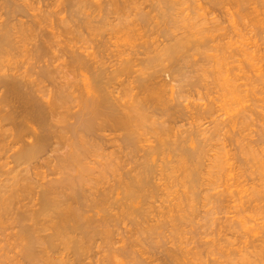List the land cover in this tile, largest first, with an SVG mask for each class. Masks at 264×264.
I'll return each instance as SVG.
<instances>
[{"label": "rangeland", "instance_id": "374dc122", "mask_svg": "<svg viewBox=\"0 0 264 264\" xmlns=\"http://www.w3.org/2000/svg\"><path fill=\"white\" fill-rule=\"evenodd\" d=\"M25 1H27V0H25ZM139 0H137V2H138ZM157 1H159V2H157ZM228 1H230L229 3H228ZM245 1V2H244ZM252 1H254V2H252ZM255 1H257V2H259V3H257V2H255ZM28 2H29V0H28ZM90 3H91V5H93V6H90V4H87L86 6L88 7V6H90V7H93V8H90L91 10H87V8L85 7L84 9H86V11L83 9L82 11V13H84V11L86 12V13H89V12H91V15H92V11H96V9H97V12H93L94 13V15L97 13L98 14V12H99V14L101 13V12H103L102 10H103V8H104V11L105 12H103V13H106V11H108V9L110 8H113L112 7V5H105V2H104V0H102V3L100 4V0L98 1L99 3V5H101V7H103V8H101V9H99L98 8V4L95 2V0L94 1H89ZM88 2V3H89ZM141 2V0L139 1V3ZM143 2V3H142ZM142 2H141V4H139V3H136V4H139V5H141V8H140V10H134V9H136V8H134V9H130V8H132L131 6H128L129 8V10H126V13L127 12H132L133 14V17H134V19H132V15L131 14H129V13H127L128 15H129V17L131 18V21L133 20L134 21V24L133 25H135L134 27L136 28V27H138V29H136V30H138V32H136V31H134V30H132L133 31V33H132V35L131 36H129V35H127V37L129 36L130 37V40L129 39H127V37H124V36H122V34H118L117 35V37L119 36V35H121V37H123V38H126V39H123V38H121L120 39V36L118 37V38H116L115 37V32H112V31H110L111 30V28H109V27H111L110 25H112V24H110V25H107V23L109 24V22L110 23H112L113 22V24L114 23H116V21L114 20V19H112L113 18V16L110 18V20L112 21H108V19H109V17H108V19L105 21V25H97V26H99L100 27V30L99 31H104L103 33H104V35H103V33L102 34H100L99 35V33L98 32H96V36L94 35V36H90V37H88V36H83L79 41H78V39L77 38H79V37H76L77 36V34H75L74 35V33L72 34V33H70V34H72L71 36H70V34H66V32H65V28H67V30L69 29V27L72 29V30H77L73 25H70V23L68 22L67 24H63L62 25V22H60V19H61V17H63V16H61V14H59V16H57L58 14L55 12V10H56V8H57V6L56 7H53L52 9H53V11L51 10V8H49L50 10V12H52L49 16H48V18H49V20L48 21H46V22H44V24H42L43 26H42V28H45V25L47 24V26H46V29H44V30H47V31H45V32H50L49 30H52L54 33H56V36H57V32H60L59 33V35H58V39L59 40H57V38L55 39L54 38V40H56L57 41V44L59 45H57L56 46V48L54 47V49H55V52H56V58L54 57L55 55V52L54 53H52L53 51L51 50V52H50V49H49V51H48V53L50 52V53H52L51 55L50 54H48V55H50V56H52L53 58H51V57H48V59L49 58H51V60L53 59V61H51V62H53V64L54 65H56V68H57V71L55 70V76L53 75V82H54V84L52 83V82H48V84L46 85V83L47 82H45V85H46V88H47V90L48 91H50V93L51 92H54V90L55 89H57L58 87L57 86H60V85H63L64 83H65V81H71L72 80V82L73 81H75L74 82V86H72L73 84H72V82H71V87H73L72 89H74V90H70L71 92H69L70 93V95H71V93H72V96L71 97H73V95H74V98H75V96L76 97H79V99L78 98H75V99H78L79 101H81L80 103H77V101L74 99L72 102H73V104H72V102H71V105L68 103V102H70V101H67V104H69V105H67V107L69 106V108H68V110L70 109V114L72 113V111H73V113L72 114H75V113H77L78 112V110H80V108H79V106L81 105V104H83L82 103V98H85V99H83V100H86V97H87V93L86 92H88V91H86L89 87L91 88V86H86L87 88H85V86H83V85H85V84H83V82L84 83H87V81H88V84H89V79H90V82H92V79H91V77L93 78V76H91L92 75V73L90 74V72L88 73V71H86V74H85V70L83 71V74L81 73L80 74V72L78 73V71L77 72H74V73H77V74H75L76 75V78L78 79H76L75 77H73V71L71 70L72 69V66H70V68H69V66H67L68 64V62L71 60L70 59V57H68L67 55H65V56H63V53L62 52H59L60 50H61V45H64V44H62V42L64 41V39H68V37L67 36H69V38L71 37L72 39H74L75 37V39L77 40V41H71V42H69V39L66 41L65 40V42L67 43V45L70 43V45L71 44H73V42H74V44H76L75 46H74V49H78V47H80V49H78V51H79V53L82 51V53L81 54H83V50H84V54H88V53H90V50L92 49V51H91V53H96V51H97V53L99 52V51H101V50H103L102 51V53L104 54V55H106L105 57L106 58H110V60L111 61H113L112 59H114L112 56L115 54V52L117 53V51H115V50H126V51H128L127 52V55H124L125 57H130V56H132L133 57V55L131 54L130 55V53H134V55L135 54H137L138 55V57L139 58H141V57H143L142 59H144L145 57V54H144V56H143V53L142 54H140V55H142V56H140L139 55V53H138V51H143L144 52V43L143 42H145V41H149V43H148V45H149V48L150 47H156V44L155 43H157L156 41L157 40H159V43H157V44H160L161 42H162V40H164L163 42H166L167 40H165V37H167L166 39H169V37H171L172 38V36H173V38L175 37V38H181L182 39V37L184 38V39H182V40H184V43H183V41H182V43H180L182 46V48H181V50H182V52H181V50H179L178 51V55L177 54H174V55H176V56H174V58H173V60L171 59L173 56H171V58L169 57V59H171L172 61H173V64L171 63V60H169L168 58L167 59H165V61L163 62V64L166 66V64L168 63V65H167V67H164V68H169V69H171V70H174L175 71V69H176V67H177V70L179 71V72H174L173 74H170L169 72H164L163 73V71H162V69H164L163 67L161 68V71H160V76H159V78L157 77V81H156V73H155V77H154V79H155V81L156 82H161V81H163L164 80V82H165V84H164V82H163V84H164V87L163 88H165V87H167V85L169 86V87H167V89H166V91H164V93L165 94H163V96L165 97H163V99H162V101L164 100V106H162L163 104V102L160 104V105H158L157 104V102L156 101H154L155 103H153V105H150V104H147V105H150L149 106V108L151 107V109L149 110V108H148V106L146 105L145 107H146V109L147 110H145V108H144V106H142L143 107V110L145 111V113H146V111H148L147 112V114H148V116H147V114H145V117L147 116L148 118H150V119H147L146 118V122L145 121H143V119H142V122H143V124L141 123V122H139L140 124V127L139 126H137V127H139L138 129H137V127L135 128V130H136V134H137V136L138 135H140V138H139V136L137 137L139 140L137 141V145L138 144H140V146L142 147V149H141V147L138 145L137 146V153H136V156H132L133 158L131 159V155L128 157V151H127V149H125V147H124V144H123V142L122 141H120L121 140V137L119 136V138H118V136L117 135H121L120 134V132H118L117 131V133H119V134H117V133H114V132H112L111 133V131L112 130H109L110 132H108L107 130H105V132L104 131H98V132H101V134L104 136V139H103V137H102V135L100 134V136L102 137V142H101V139H100V136H99V134H98V136L97 135H95V136H97L98 138V141H96L97 139H95L92 135H91V137H93L92 139H91V143L94 141V142H96L97 144H99L98 145V147L99 148H96V147H94V146H97V144L96 145H93L92 147V149H91V151H94L95 150V148L98 150V151H100V153L102 154V158H101V155H100V153H98L99 155H97L98 156V159L96 158L95 160H96V162L94 161V157H97V156H95L96 154H95V152H94V156L92 155V154H89L87 157L85 156V158H87L86 160H87V163L86 162H83V164L84 163H86L87 165H88V162H90V160H91V163H90V165L89 166H87L86 164H85V166L86 167H89V168H91V167H94V169L93 168H91L92 170H94L95 172L93 173V171H91L92 172V175H90V173H88V174H86L87 176H88V182H86V186H85V184H84V188H86V191L89 189H92V190H90L91 192H92V194H93V192L95 191L97 194H98V190H100V191H102V190H104V188H106V190H109V192L110 191H112V193H111V197H109V200H108V205L107 204H105V207L107 208L106 210H105V207L104 206H102V205H100V207L102 208V211H101V209H100V207H98V206H90V204H91V201L90 202H87V203H90V204H87L86 202V206H84L85 208H84V210L86 211V210H89V211H84L83 209V213H84V216H85V218L87 217V218H89V220H92L91 222H92V225H94L93 224V222L95 223V224H97V223H99V224H101V225H104V226H101L100 225V228L98 227L97 228V234L95 235L94 233L96 232V230H95V232L93 233L94 235V238L93 237H91V234L90 233H92V230L91 231H87L85 228V230L84 231H86L87 233H89V237H90V239H91V243L89 242V244L88 245H90V248L91 249H89V247H88V249H86V250H88V252L87 251H83V252H81L80 251V253H81V255H82V253H83V255L82 256H78L79 255V252H78V254H77V252L76 253H74L73 252V249H63V248H61V249H59L60 247H57V248H55V249H53L52 250V253H55V254H52L51 253V251H50V254H51V256L50 255H47V256H49V257H51V259L53 258V260H54V258L56 259V258H59V259H61V260H63V259H65L64 261H67L68 262V264H180L181 262V264H183V263H185V264H217V262H218V264L220 263V264H230V263H234V264H236V261L238 262L237 264H239V258H243L244 256L246 257H249L248 255H249V253H253V251L252 250H254L253 249V247H252V245L254 244V245H259V243L260 242H264L263 240H264V175H262V174H264V75L262 74V73H264V35H262L263 33H264V23H262L263 21H264V1L263 0H165V2H167L166 4H165V2L164 1H160V0H142ZM213 2V3H212ZM235 2V3H234ZM237 2V3H236ZM104 3V4H103ZM160 3H161V5H160ZM163 3V4H162ZM170 3H172V4H170ZM238 3H240L239 5L241 6V7H239L238 5H236V4H238ZM251 3V4H250ZM253 3V4H252ZM254 3L256 4V5H254ZM31 5H32V7H33V9H35V7L38 9L41 5H36V3L35 4H33V3H30ZM96 4L98 5L97 6V8H96ZM147 4V5H146ZM151 4V5H150ZM165 4V6H163ZM224 4V5H223ZM103 5V6H102ZM105 5V6H104ZM139 5H137V7L139 6ZM154 5V6H153ZM245 5V6H244ZM253 5V6H252ZM135 6V5H134ZM244 6V7H243ZM250 6V7H249ZM32 7H31V9H32ZM106 7V8H105ZM136 7V6H135ZM140 7V6H139ZM149 7V8H148ZM159 7V8H158ZM163 9H162V8ZM166 7H167V9H166ZM168 7H169V9H168ZM247 7V8H246ZM262 7V8H261ZM172 8V9H171ZM238 8H239V10H238ZM241 8V9H240ZM35 10V11H33V10H28L29 11V13H31V12H34V13H38L39 11L38 10ZM95 9V10H94ZM114 9V8H113ZM143 10V12H145V14L146 15H148L146 18L144 17V19H145V21L144 22H142L141 21V23H144V24H140L139 22H137L136 20H138V19H136V18H139V17H141L142 15L141 14H138V13H140V11H142ZM159 9H161V10H159ZM249 9V11H247ZM254 9V10H253ZM258 9L260 10V11H258ZM101 10V11H100ZM150 10V11H149ZM152 10V11H151ZM155 10H156V13H155ZM166 10V11H165ZM168 10V11H167ZM173 10V11H172ZM245 10V11H244ZM37 11V12H36ZM88 11V12H87ZM113 11V10H112ZM112 11H110V13L112 12ZM134 11V12H133ZM163 11V12H162ZM45 12V11H44ZM135 12H138L137 13V16L135 15ZM142 12V13H143ZM166 12V14L163 16L162 14L163 13H165ZM170 14H169V13ZM241 12V13H240ZM244 12L246 13V14H244ZM256 12H258V13H256ZM46 13H48V12H46ZM45 13V14H46ZM54 13V14H53ZM57 15H56V14ZM177 15H176V14ZM183 13V14H182ZM239 13L242 15V16H240L239 15ZM248 13H250V14H248ZM259 13H260V16L261 15H263V16H258L259 15ZM85 14V13H84ZM102 14V13H101ZM108 14H109V11H108ZM126 14V15H127ZM145 14H143V16L145 15ZM155 14V15H154ZM169 14V15H168ZM248 14V15H247ZM254 14V15H253ZM54 15V16H53ZM81 15H83V14H81ZM81 15H79V16H81ZM104 15V14H103ZM131 15V16H130ZM141 15V16H140ZM145 15V16H146ZM173 15V16H172ZM180 15V16H179ZM93 16V15H92ZM136 16V17H135ZM175 16H177V18L175 19ZM244 16V17H243ZM248 16V17H247ZM249 16H251V17H249ZM4 17V16H3ZM57 17H59V18H57ZM128 17V16H127ZM128 17V18H129ZM149 17V18H148ZM164 17V18H163ZM171 17V18H170ZM183 17H186V18H183ZM259 17V18H258ZM27 17H24L23 18V20H25ZM54 18V19H53ZM128 18H126L125 17V19H128ZM130 18L128 19V21H130ZM160 18H161V20H160ZM163 18V19H162ZM166 18V19H165ZM182 18V19H181ZM256 18V19H255ZM53 19V20H52ZM121 19H123V18H121ZM159 19V20H158ZM170 21H169V20ZM173 19H175V20H173ZM179 19H181V20H179ZM184 19H186V20H184ZM187 19H188V21H187ZM250 19V20H249ZM27 20V19H26ZM115 22H114V21ZM140 20V19H139ZM148 20V21H147ZM164 21L165 20V22L167 21V22H169L168 24H167V22L166 23H164L163 22V24H162V22L161 21ZM173 20V21H172ZM191 20H193L194 21V24H196V25H194L193 23L191 24L190 22H191ZM251 20H253V21H251ZM255 20H257V21H255ZM262 20V21H261ZM58 21V22H57ZM67 21H68V19H67ZM124 22L126 21L127 22V20H123ZM133 21H132V23H133ZM138 23H136V22ZM176 21V22H175ZM177 21H180V22H177ZM184 21H187L188 22V24L186 23V24H184L185 22ZM192 21V22H193ZM208 21V22H207ZM212 21V22H211ZM215 21V22H214ZM48 22V23H47ZM49 22L51 23L52 22V24H50L49 25ZM56 22V23H55ZM150 22V23H149ZM171 22H175L174 24H172ZM184 22V23H183ZM206 22H207V24H206ZM220 24V25H218V23ZM251 22V23H250ZM255 22V23H254ZM259 22V23H258ZM129 23V22H128ZM156 25H155V24ZM189 23H190V25H189ZM198 23H199V25H198ZM214 23V24H213ZM254 23V24H253ZM53 24H55V25H53ZM57 24V25H56ZM140 24V25H139ZM161 24V25H160ZM204 24H206V25H208V26H204L203 27V25ZM216 24H217V26H216ZM256 24V25H255ZM259 24V25H258ZM60 25V26H59ZM144 27H143V26ZM149 25V26H148ZM173 25H174V27H173ZM188 25V26H187ZM191 25H194V26H191ZM213 25H215L214 27H212ZM52 26V27H51ZM53 26H54V28H53ZM56 26V27H55ZM106 27V26H108V27H106L105 29L103 28V27ZM132 26V25H131ZM166 26V27H165ZM219 26V27H218ZM73 27H74V29H73ZM134 27H132V28H134ZM163 27V28H162ZM168 27V28H167ZM171 27V28H170ZM193 27V28H192ZM200 27H202L201 29H199ZM49 30H48V29ZM52 28V29H51ZM57 28V29H56ZM101 28H103V30H101ZM134 28V29H135ZM140 28V29H139ZM141 28H142V30H141ZM152 28V29H151ZM166 28V29H165ZM175 28V29H174ZM196 28V29H195ZM204 28V29H203ZM210 28V29H209ZM259 28V29H258ZM61 29H62V31H64V34H62V31H61ZM107 29H109V30H107ZM70 30V29H69ZM72 30H71V32H72ZM106 30V31H105ZM139 30H140V32H139ZM152 30V31H151ZM155 30V31H154ZM162 32H161V31ZM193 30V31H192ZM195 30V31H194ZM200 30V31H199ZM211 30V31H210ZM217 30V31H216ZM262 30V31H261ZM176 31V32H175ZM191 31V32H190ZM207 31V32H206ZM212 31H214V32H212ZM84 32V31H83ZM83 32H81V33H83ZM112 33V35L110 34V33ZM131 32V31H130ZM136 32V33H135ZM149 32V33H148ZM166 34H165V33ZM175 32V33H174ZM193 32V33H192ZM196 32V33H195ZM85 33H87V32H84L83 33V35L85 34ZM98 33V34H97ZM128 33H129V31H128ZM134 33H135V35H134ZM137 33H139L138 35H137ZM188 33V34H187ZM199 35H198V34ZM205 33H206V35H205ZM61 34V35H60ZM88 34V33H87ZM114 34V35H113ZM143 34V35H142ZM192 34V35H191ZM197 34V35H196ZM203 34H204V36H203ZM209 36H211V37H209ZM223 34H224V36H223ZM106 35V36H105ZM109 35H111V36H109ZM163 35H164V37H163ZM170 35V36H169ZM184 35H186V37H184ZM194 35V36H193ZM61 36H63L64 37V39H62L63 37H61ZM101 38V39H99V37ZM125 36H126V34H125ZM138 38H136V37ZM145 36V37H144ZM146 36H148V37H146ZM177 36V37H176ZM181 36V37H180ZM92 37V38H91ZM94 37V38H93ZM112 37V38H111ZM132 37V38H131ZM152 39H151V38ZM156 37V38H155ZM199 37V38H198ZM222 37H223V39H222ZM60 38H61V41L62 42H60ZM88 38H90V39H88ZM103 38H104V40H103ZM111 38V39H110ZM114 38H116V39H114ZM143 38V39H142ZM164 38V39H163ZM186 38H188V39H186ZM198 38V39H197ZM202 38V39H201ZM28 39V38H27ZM34 39V38H33ZM33 39H31L30 38V42H29V40H28V43L27 42H25L26 44H25V46L27 47V49L29 48V49H31L32 47V43H36V40L35 39H37V38H35L34 40ZM107 39V40H106ZM215 39V40H214ZM100 40V41H99ZM113 40V41H112ZM118 40V41H117ZM120 40V41H119ZM122 40V41H121ZM129 42H127V41ZM134 40H135V43H134ZM145 40V41H144ZM211 40H213V41H211ZM33 41V42H32ZM83 41V42H82ZM97 41V42H96ZM103 41H105V42H103ZM108 41V42H107ZM110 41V42H109ZM153 41V42H152ZM161 41V42H160ZM191 41V42H190ZM61 43V45L59 44V43ZM65 42H63V43H65ZM82 42V43H81ZM89 42V43H88ZM94 42V43H93ZM118 42V43H117ZM125 42V43H124ZM155 42V43H154ZM180 42H181V40H180ZM98 43V44H97ZM102 43H104L103 45H102ZM107 43V44H106ZM115 43V44H114ZM117 43V44H116ZM122 43V44H121ZM138 43H140V45L138 44ZM150 43H151V45H150ZM212 43V44H211ZM23 44V43H22ZM73 44V45H74ZM94 44H95V46H94ZM125 44V45H124ZM128 44V45H127ZM143 44V45H142ZM145 44H146V42H145ZM155 45V46H152V45ZM79 45V46H78ZM81 45H82V47H84V49L83 48H81ZM93 45V47H91ZM103 46V48H101L102 46ZM108 45H110V46H108ZM122 45V46H121ZM138 45H139V47H138ZM162 45V44H161ZM218 45H221L220 47L218 46ZM227 45H229V46H227ZM245 45V46H244ZM61 46V47H60ZM100 46V47H99ZM105 46V47H104ZM125 46H127V47H125ZM132 46H133V52H131V49H132ZM222 46H223V48H222ZM243 46V47H242ZM31 47V48H30ZM58 47V48H57ZM60 47V48H59ZM99 47V48H98ZM120 47V48H119ZM122 47V48H121ZM131 47V48H130ZM139 49H138V48ZM143 49H142V48ZM158 48H159V46H157ZM161 47V46H160ZM198 47V48H197ZM207 47H208V49H207ZM215 47H217V49L215 48ZM225 47V48H224ZM88 48V49H87ZM101 48V49H100ZM153 48H151L150 49V52H154V49ZM201 48H202V50H201ZM242 48V49H241ZM59 51H58V50ZM86 49V50H85ZM105 49V50H104ZM112 49V50H111ZM115 49V50H114ZM225 49V50H224ZM88 50V51H87ZM94 50H95V52H94ZM99 50V51H98ZM135 50H136V52L137 53H135ZM199 50V51H198ZM221 50L223 51V52H221ZM113 51H114V53H113ZM123 51V52H124ZM203 53H202V52ZM244 51V52H243ZM60 53V55H59V53ZM88 52V53H87ZM177 52V51H176ZM179 52H181V53H179ZM228 52V53H227ZM100 53V54H99ZM98 54L100 55V56H103L102 58H104V55L101 53V52H99ZM110 53H113V54H110ZM128 53H129V55H128ZM155 53V52H154ZM223 53H224V55H223ZM232 53V54H231ZM250 55H249V54ZM24 54L26 55H28L29 56V54L28 53H26V52H24ZM65 54V53H64ZM111 55V56H109V55ZM125 54H126V52H125ZM180 54H181V56H180ZM252 54V55H251ZM23 56V55H18L17 56V60H18V62H19V64H18V62H17V60L16 59H14V60H16L15 62V64H17L16 66H20V64H23V65H21V69L20 70H22V67L25 69V66H28L29 64L27 63V61L29 62V63H31L30 62V59L27 57V55L26 56ZM57 55H59V56H61L60 58L57 56ZM137 55H135V56H137ZM151 55H153V54H150V56ZM223 55V56H222ZM225 55H227V56H225ZM229 55V56H228ZM230 55H232V58L230 57ZM244 55V57H242ZM245 55H247V56H245ZM255 55V56H254ZM67 56V57H66ZM124 56H123V58H124ZM216 56V58H214ZM22 57V58H21ZM111 57H112V59H111ZM185 57V58H184ZM206 57H207V60H206ZM209 57V58H208ZM222 57H224V58H222ZM227 59H226V58ZM247 57V58H246ZM251 57V58H250ZM258 57H260V58H258ZM26 58V60H24ZM59 58V59H58ZM116 58V57H115ZM135 58V57H134ZM177 60H176V59ZM214 58V59H213ZM218 58H220V59H218ZM253 58V59H252ZM28 59V60H27ZM46 59H47V56H46ZM54 59H55V61H54ZM57 59V60H56ZM105 59V58H104ZM137 59V58H136ZM142 59H140V60H142ZM210 59V60H209ZM214 61H213V60ZM219 61H218V60ZM225 59V60H224ZM230 60V62L228 63V61ZM231 59H233V61L235 62H233V61H231ZM13 60V59H12ZM106 60V59H105ZM105 60H103V61H105ZM108 60V59H107ZM106 60V63L108 62L109 64H107V65H110V63H111V61H107ZM166 60H167V62H166ZM174 60H176V62L174 61ZM209 60V61H208ZM217 60V61H216ZM237 60V61H236ZM24 61V62H23ZM59 63H58V62ZM62 61V62H61ZM168 61H170V62H168ZM196 61V62H195ZM203 61V62H202ZM211 61V62H210ZM225 61H226V64L227 65H225V64H223V66H222V63H225ZM249 61H251L252 62V64H253V66L251 65V62H249ZM12 63L14 62V61H11ZM23 62V63H22ZM137 62H139V60L137 61ZM136 62V63H137ZM142 61H140V64H138V68L135 66L134 67V69L136 70V68L137 69H140V67L142 68L143 66H144V63H143V65H142V63H141ZM165 62H166V64H165ZM198 62V63H197ZM219 62H221L220 63V66H218L217 65V63H219ZM239 62V63H238ZM254 62V63H253ZM64 63V64H63ZM106 63H105V65H106ZM113 63H114V61H113ZM135 63V64H136ZM170 63V64H169ZM174 63L176 64V66L174 65ZM191 63H192V66H191ZM211 63V64H210ZM213 63V64H212ZM14 64V65H15ZM26 64H28V65H26ZM67 64V65H66ZM195 64V65H194ZM214 65L215 64V66H212V67H214V68H212L210 65ZM231 66H229V65ZM239 64V65H238ZM11 64L9 63V66H10ZM25 65V66H24ZM59 65V66H58ZM106 65V66H107ZM235 65H236V67H235ZM243 65V67H241ZM15 66V67H16ZM65 66H66V69H65ZM190 66V67H189ZM218 66V67H217ZM226 66V67H225ZM240 66V67H239ZM59 67V68H58ZM69 68V72H67L68 71V68ZM109 67V66H108ZM171 67V68H170ZM173 67H174V69H173ZM238 67V68H237ZM253 67V68H252ZM257 67V68H256ZM52 68V67H51ZM197 68H198V70H197ZM23 69V70H24ZM63 69H64V71H63ZM157 69V68H156ZM160 69V68H159ZM159 69H157V70H154V71H158V73H159ZM211 69V70H210ZM224 69V70H223ZM228 69V70H227ZM58 70H61V71H59L58 72ZM75 70V69H74ZM153 69H148V71L149 72H151ZM182 70V71H181ZM184 70V71H183ZM217 71L216 72V74H215V72L214 71ZM227 70V71H226ZM65 73H63V72ZM212 72V74L211 73H209V72ZM181 72V73H180ZM220 72V73H219ZM226 72V73H225ZM233 72V73H232ZM60 73V74H59ZM61 73H63V74H61ZM187 73H189V74H187ZM219 73V74H218ZM59 74V76H57ZM70 74V75H69ZM80 74V75H79ZM167 74V75H166ZM178 74V75H177ZM182 74V75H181ZM185 74V75H184ZM224 74V75H223ZM246 76H245V75ZM258 74V75H257ZM260 74V75H259ZM72 75V76H71ZM74 75V76H75ZM82 75V76H81ZM125 74H123V75H121L122 77H119V80H120V82L121 81H123V83H124V86H125V84L127 85V86H129L127 83H129V84H132V85H130V87H132L133 86V84H135V83H132V81H133V77L130 75V74H128V75H130L129 77L127 76V75H125ZM134 75V74H133ZM171 75V77H169V76ZM220 75V76H219ZM236 75V76H235ZM245 77H243V76ZM61 76L63 77V78H61ZM68 76V77H67ZM81 76V77H80ZM84 76V78H82ZM119 76V75H118ZM213 76H217V78H215V77H213ZM243 78H242V77ZM255 76H258L259 78H257V77H255ZM261 76V77H260ZM35 77V76H34ZM57 77V78H56ZM66 77V78H65ZM71 77V78H70ZM219 77V78H218ZM224 77V78H223ZM226 77V78H225ZM247 77V78H246ZM62 79V80H64V78H65V80L62 82V80H60V79ZM126 78V79H125ZM214 78V79H213ZM228 78H230L231 80H229ZM58 79V80H57ZM86 79H88V80H86ZM158 79H159V81H158ZM163 79V80H162ZM198 79V80H197ZM226 79V80H225ZM254 79V80H253ZM255 79H256V81L258 80V82H255ZM260 79V80H259ZM84 80V81H83ZM125 80V81H124ZM127 80H130L129 82L127 81ZM215 80V81H214ZM219 80V81H218ZM239 80H240V83H239ZM242 80H243V82L244 83H246V85H244V83L242 82ZM252 80V81H251ZM56 81V82H55ZM57 81H59V84L57 83ZM80 81V82H79ZM83 81V82H82ZM174 81V82H173ZM189 83H188V82ZM214 81V82H213ZM216 81H218V83L219 84H217V82ZM222 81V82H221ZM237 81V82H236ZM77 82V83H76ZM131 82V83H130ZM225 82V83H224ZM252 84H251V83ZM56 83V84H55ZM122 83V84H123ZM213 83V84H212ZM233 83V87H235L236 89H235V91H233L234 89H233V87H232V84ZM234 83H237V84H234ZM80 84V85H79ZM160 84V83H159ZM161 84H162V82H161ZM167 84V85H166ZM189 84V85H188ZM221 84H224V86L223 87H221ZM240 84V85H239ZM136 85V84H135ZM134 85V86H135ZM205 85V86H204ZM226 85V86H225ZM231 85V86H230ZM237 87H236V86ZM49 88H48V87ZM52 86V87H51ZM78 86V87H77ZM80 86H82L81 88H80ZM122 86V85H121ZM246 86V87H245ZM76 87V88H75ZM130 87H128V88H130ZM174 87V88H173ZM230 87V88H229ZM239 87V88H238ZM122 88V87H121ZM125 90L124 91H126L128 88L125 86V87H123ZM127 88V89H126ZM169 88V89H168ZM221 88V89H220ZM228 88H229V90H228ZM50 89V90H49ZM70 89V88H69ZM69 89L67 90V91H69ZM86 89V90H85ZM91 89H93V87L91 88ZM91 89H89V90H91ZM136 89V88H135ZM164 89V90H165ZM246 89V90H245ZM248 89V90H247ZM75 90H76V92H75ZM137 90V89H136ZM136 90L135 91H131V93H133V92H136ZM221 90H222V92H221ZM224 90H225V92H224ZM232 90V91H231ZM56 91V90H55ZM82 91V92H81ZM94 91V89L92 90V92ZM176 91V92H175ZM240 91H242V92H240ZM85 92V93H84ZM92 92H88L89 94L90 93H92ZM229 92H231V93H229ZM68 93V92H67ZM69 93L67 94L68 96H70L69 95ZM77 93V94H76ZM129 93H130V89H129ZM241 93V94H240ZM65 94V93H64ZM81 94V95H80ZM88 94V95H89ZM95 94V93H94ZM127 94V93H126ZM228 94V95H227ZM230 94V95H229ZM66 95V94H65ZM95 95H97V94H95ZM223 95V96H222ZM242 95V98H240V96ZM247 95V96H246ZM85 96V97H84ZM126 96V95H125ZM124 96V98L122 99V101H124L125 99H130L131 97H129V95L128 96H126L125 97ZM173 96V97H172ZM180 96V97H179ZM228 96H229V98H228ZM244 96V97H243ZM71 97H69V99H73V98H71ZM128 97V98H127ZM168 97H169V99H168ZM177 97V98H176ZM179 97V98H178ZM182 98V99H181ZM244 98V99H243ZM168 99V100H167ZM175 99H177V102H175L176 100ZM239 99V100H238ZM131 100V99H130ZM129 100V101H130ZM172 100V101H171ZM241 100H242V102H241ZM78 101V102H79ZM211 101V102H210ZM126 103H128L127 101H125ZM132 102V101H131ZM159 102H161V101H159ZM174 102V103H173ZM178 102H180V103H178ZM74 103H77V104H74ZM123 103V102H122ZM130 103V102H129ZM155 104H157V106L155 105ZM177 104V105H176ZM179 104H181V105H179ZM198 104V105H197ZM72 105H75L74 107L72 106ZM128 105H130V104H127L126 106H128ZM156 107H155V106ZM205 105V106H204ZM82 107H81V109L83 108V105H81ZM152 106H154L155 108L154 109H157V108H159V111L162 109V112H165V113H159L158 112V109H157V112L155 113V111H154V109H153V107ZM159 106H161V108L159 107ZM168 106V107H167ZM181 106L183 107L182 109H181ZM71 107V108H70ZM74 109H73V108ZM77 107H78V109H77ZM163 107V108H162ZM165 107V108H164ZM176 107H178V108H176ZM167 108V109H166ZM171 108V109H170ZM173 108V109H172ZM205 108L207 109L206 111H205ZM71 109H72V111H71ZM153 109V110H152ZM176 109V110H175ZM62 110V109H61ZM76 110V111H75ZM194 110V111H193ZM197 110H201V112L199 113V111H197ZM212 111V112H210L211 114L213 113V115H209L208 116V114H209V112H208V114H205V113H207V111ZM66 111V110H65ZM75 111V112H74ZM152 111V112H151ZM177 111V112H176ZM182 111V112H181ZM202 111H205L204 112V114L202 113ZM64 112V111H63ZM69 112V111H68ZM161 112V111H160ZM169 113V116L171 115V117L173 116V115H175V116H173L172 118L171 117H169L168 116V114L166 115V113ZM199 114L198 116H200V117H198V116H196V114L197 113ZM215 112V113H214ZM143 113V112H142ZM141 113V114H142ZM152 113V114H151ZM155 113V114H154ZM184 113V114H183ZM188 113V114H187ZM193 113V114H192ZM202 113V114H201ZM71 114V115H72ZM161 114V115H160ZM195 114V115H194ZM201 114V115H200ZM68 115H69V113H68ZM182 116V117H179V116ZM186 115V116H185ZM202 115H204V116H202ZM70 116V115H69ZM74 116V115H73ZM72 116V117H73ZM76 116V115H75ZM75 116L73 117V119H71V117H66L67 118V123L68 122H70L71 121V123H72V121H75L74 119H75ZM155 116H157V117H155ZM202 116V117H201ZM144 117V118H145ZM162 117V118H161ZM196 117H198V118H196ZM65 118V117H64ZM65 118V119H66ZM155 118V119H154ZM157 118V119H156ZM175 119V121H174V119ZM195 118V119H194ZM211 118H212V120H211ZM58 120L59 119V116H58V118L57 117H54V120H52V122H53V125L55 124V125H57L54 121L55 120ZM155 121H154V120ZM164 119V120H163ZM56 120V121H57ZM145 120V119H144ZM148 120V121H147ZM159 120V123L157 122ZM169 120H172V121H169ZM174 121V122H173ZM193 122V123H191V122ZM212 121V122H211ZM52 122H51V124H52ZM156 124L155 126H154V123ZM167 122H169V123H167ZM65 123V122H64ZM147 123V124H146ZM150 123V124H149ZM164 123V124H163ZM219 125H218V124ZM149 124V125H148ZM171 124V125H170ZM135 125H136V123H135ZM144 125V126H143ZM152 127H151V126ZM158 125V126H157ZM215 125V126H214ZM216 125H217V127H216ZM58 126H59V124H58ZM166 126V127H165ZM193 128H192V127ZM219 126V127H218ZM60 127H61V125H60ZM59 127V128H60ZM142 127V128H141ZM154 127V128H153ZM155 127H157V128H155ZM165 128L164 130V132H163V130H161V128ZM174 127V128H173ZM180 127V128H179ZM214 127H216L215 129L218 131V132H220V135H218L217 134V131L214 129ZM141 128V129H140ZM158 128H160L159 129V131H157L158 130ZM166 128H167V132H166ZM173 128V129H172ZM192 128V129H191ZM200 128V129H199ZM218 128H220V129H218ZM57 129H58V127H57ZM56 129V130H57ZM143 129V130H142ZM157 129V130H156ZM185 129V130H184ZM188 129V130H187ZM137 130H138V132H137ZM140 130V131H139ZM147 130V131H146ZM184 130V131H183ZM199 132H198V131ZM214 130L216 131V135L214 134ZM156 131V132H155ZM162 131V132H161ZM174 131V132H173ZM188 131V132H187ZM195 131V132H194ZM197 131V132H196ZM97 132V133H98ZM103 132V133H102ZM142 134H141V133ZM160 132V133H159ZM178 134H177V133ZM204 132V133H203ZM213 132V133H212ZM66 133V132H65ZM68 133V132H67ZM111 133V134H110ZM122 133V132H121ZM147 133V134H146ZM169 133V134H168ZM188 133V134H187ZM200 133V134H199ZM236 135H235V134ZM94 134H96V133H94ZM160 134V135H159ZM161 134H163V135H161ZM167 134H168V136H167ZM180 134V135H179ZM186 134V135H185ZM199 134V135H198ZM204 134V135H203ZM233 134H234V136H233ZM69 135H71L70 133H68L66 136H69ZM158 135V136H157ZM170 135H172L171 137H170ZM176 135H177V137H176ZM184 135H185V140L184 139H182V141H181V139L180 138H183L184 137ZM188 135V136H187ZM201 135V136H200ZM211 135H215L216 136V138H219L221 141H223V145L225 146V147H222L221 146V142L218 140V139H215V136H214V139L215 140H213V141H211L210 142V140H212V138L210 137ZM218 135V136H217ZM178 136H179V138H178ZM200 136V137H199ZM206 136V137H205ZM230 136L232 137L233 136V138L232 139H230ZM72 137V136H71ZM70 136H69V138H71ZM90 137V136H89ZM89 137L88 138H86L87 140L89 139ZM107 137V138H106ZM160 137H162V138H160ZM168 137V138H167ZM174 137V138H173ZM209 137L211 138L210 140H209ZM66 138V137H65ZM68 138V137H67ZM143 138L145 139V141L143 140ZM149 138H150V140H149ZM165 138H166V140H165ZM171 138V139H170ZM175 138H177V141H175V146H174V141L173 140H176ZM188 138V139H187ZM190 138V139H189ZM72 139V138H71ZM89 139V140H90ZM109 139V140H108ZM118 139V140H117ZM153 139V140H152ZM180 139V140H179ZM197 140V143H196V140ZM202 139H205V140H203L202 141ZM206 139L208 140V144H209V142L211 143V144H217V147H216V145H215V147H213L214 148V152H213V148H212V146L213 145H211V144H206V147H205V145H204V143L203 142H206ZM100 140V141H99ZM107 140V141H106ZM140 140H142V142H140ZM148 140V141H147ZM157 140V141H156ZM159 140H160V142H159ZM161 140H163V142H161ZM186 140L188 141V142H186ZM216 140H218V141H216ZM29 141V140H28ZM64 141H65V139H64ZM62 142L61 140L59 141V142H61L62 143V146L61 147H63L62 149H61V147H56V145L57 144H53V146H55V147H53L52 146V150H53V153L51 152V150L49 151V154H47V156L46 155H44L43 157V159H41L40 160V163L42 162L43 163V165H45L44 166V168L42 167L43 165H41V167H42V169L40 168V172H42V173H40V174H42L43 176H45L44 178V180L45 181H47V180H49V179H54V178H57V176H61V175H58V173L56 174L55 173V171L56 172H58V171H60V170H55V171H53V166L51 165H49V164H53L54 166H56V159H55V157H57L58 156V154H59V156L60 155H64V152H66L67 151V149L70 147V145L69 144H71V143H69V144H66L67 142L66 141H69L68 139H66V143L65 142ZM152 141V142H151ZM191 141V142H190ZM195 141V142H194ZM200 141V142H199ZM70 142H71V140H70ZM108 142V143H107ZM112 142V143H111ZM115 142V143H114ZM122 142V143H121ZM140 142V143H139ZM157 142V143H156ZM173 142V143H172ZM178 142V143H177ZM184 142H185V144H184ZM199 142V143H198ZM216 142V143H215ZM239 142V143H238ZM55 143H56V140H55ZM61 143H59V144H61ZM63 143H65V148H64V144ZM90 143V144H91ZM114 143V144H113ZM163 143V144H162ZM166 143H168L167 145H166ZM172 144L173 146H171L170 144ZM190 143H193L194 145V147L195 146H197V144H200V143H203L202 145H204V150L205 149H207L208 147L209 148H211V150H209V148H208V152L210 153H206V152H204L201 156L199 155V160L197 161H195V159L193 160H191L190 159V161H189V157H186L184 154V156L180 153L179 154V152H185V153H188V149H189V147H193L192 146V144L190 145ZM58 144V145H59ZM92 144H94V143H92ZM103 145V147H102V145ZM119 144H121V145H119ZM178 146H177V145ZM181 144V145H180ZM242 144V145H241ZM69 147H68V146ZM112 145V146H111ZM119 145V146H118ZM155 145V146H154ZM165 145V146H164ZM170 145V146H169ZM188 145V146H187ZM190 145V146H189ZM201 145V144H200ZM243 145H244V147H243ZM250 145V146H249ZM66 146H67V148H66ZM148 146V147H147ZM160 146V147H159ZM168 146V147H167ZM187 147L185 150H187V152L186 151H184V149L181 151L180 149H182V147ZM208 146V147H207ZM220 148H219V147ZM241 148H243L244 150H246V152H248L249 153V155L251 154L250 152H252L253 154H251L252 155V157H251V155L249 156L248 155V153H246V152H244V150H242V149H240V147ZM106 147V148H105ZM115 147V148H114ZM121 147V148H120ZM123 147V148H122ZM150 147V148H149ZM163 147H165V149H162L161 150V148H163ZM172 147V148H171ZM176 147V151L177 150H179V152L177 151V152H175L174 151V148ZM178 147H179V149H178ZM193 147V151L194 150H196L195 148ZM249 147V148H248ZM56 149V151L54 152V150ZM57 148H60L58 151H57ZM103 148V149H102ZM138 148H140V149H138ZM145 148V149H144ZM152 148H153V150H152ZM157 148V149H156ZM159 148H160V150H159ZM170 148V149H169ZM198 148V147H197ZM223 148H224V150H223ZM248 148V149H247ZM252 150H251V149ZM65 149H66V151H65ZM71 148H69L68 150H70ZM94 149V150H93ZM100 149V150H99ZM144 149V150H143ZM152 150V152H154V153H150V151ZM154 149H156V150H154ZM216 149H217V151H218V153H217V151H216ZM250 149V151H247V150H249ZM105 150V151H104ZM138 150H141V151H138ZM150 150V151H149ZM172 150V151H171ZM190 150V149H189ZM191 150H192V148H191ZM191 150L189 151V153L187 154L188 156H189V154H192L191 153ZM63 151V152H62ZM102 151V152H101ZM112 151H114L116 154L114 155V152H112ZM119 151V152H118ZM122 151V152H121ZM146 151H148V154H149V156H148V154L146 155V156H148V159L150 158L151 160L150 161H148L147 159L145 160H143V157L145 156L144 154H146V153H144V152H146ZM161 151V152H160ZM197 151V150H196ZM207 151V150H206ZM211 151V152H210ZM216 151V152H215ZM68 152V151H67ZM113 154H112V153ZM139 152V153H138ZM174 152L176 153V154H174ZM195 152V151H194ZM193 152V153H194ZM56 153V154H55ZM61 153V154H60ZM63 153V154H62ZM106 153V154H105ZM107 153L109 154V157H108V159H110V158H112V159H110V161L112 160V163H113V165H115V168H114V166L112 167L113 168V170H112V172H110V171H108L107 172V170H109V166L107 167L108 169H106V166H105V161L107 160H105V157H106V155H107ZM141 153V154H140ZM144 153V154H143ZM156 153V154H155ZM160 153V154H159ZM164 153V154H163ZM172 153V154H171ZM205 153H206V155H205ZM216 153V154H215ZM240 153V154H239ZM103 154H105V156L103 155ZM111 154V155H110ZM143 154V155H142ZM154 154V155H153ZM207 154L209 155V157H211V154H215L216 155V157L219 159V161H218V159L216 160V159H213V160H216V162L215 163H213V160H212V157L211 158H209L208 156H207ZM241 154H243L242 156H241ZM255 154V155H254ZM54 155H56V156H54ZM66 155V154H65ZM87 155V154H86ZM125 155V156H124ZM150 155H152V157L150 156ZM160 155H161V157H160ZM166 155V156H165ZM173 155V156H172ZM174 155H176V156H174ZM212 155V156H213ZM218 155V156H217ZM54 156V157H53ZM90 156H93V157H90ZM108 156V155H107ZM115 156V157H114ZM117 156V157H116ZM142 156V157H141ZM164 156V157H163ZM169 156V157H168ZM172 156V157H171ZM181 156V157H180ZM202 156H204V157H202ZM49 160H47L46 158ZM62 157V156H61ZM64 157V156H63ZM163 157V158H162ZM174 157H175V159H174ZM254 157V158H253ZM258 157V158H257ZM52 158V159H51ZM54 158V159H53ZM58 158V157H57ZM84 158V159H85ZM91 158V159H90ZM102 160H101V159ZM104 158V159H103ZM114 158V159H113ZM117 158H118V160H117ZM156 158V159H155ZM183 158V159H182ZM188 160H187V159ZM201 158V159H200ZM215 158V157H214ZM251 158V159H250ZM90 159V160H89ZM125 159V160H124ZM144 161V164L146 165L147 163V161H148V167H150L149 169H152V170H150V171H152V175H149L148 174V177H149V179L151 178V180H147V181H149V183L147 182V184L148 185H146L145 187H147V189L144 187V189L146 190V193H145V190L143 189V193H142V191H141V195L142 196H139V198H138V195L136 196L135 195V197H133V201H132V198L130 199V198H128L127 197V195H126V190L125 189H127V188H125V186H124V184L126 183L125 181H128L127 179H128V177H130V176H135L136 175V173H138V174H141L142 173V171H140V170H142V169H144V168H142V166L144 165H142L141 163H143V162H141L142 160ZM155 159V160H154ZM168 159V160H167ZM210 159V160H209ZM51 160L53 161V163L51 162ZM85 160V161H86ZM114 160H116V161H118V162H116V161H114ZM138 160H139V163H140V165H142V166H140L139 165V163H138ZM180 160V161H179ZM183 160H184V162H183ZM202 160V161H201ZM204 160V161H203ZM3 161V159L0 161V163ZM6 161H8V160H6ZM6 161H3V162H6ZM99 161V162H98ZM114 161V162H113ZM127 161V162H126ZM151 161H153V163L151 162ZM186 161V162H185ZM200 161V163H198ZM209 161H212V162H209ZM218 161V162H217ZM254 161V162H253ZM46 162H48V163H46ZM51 162V163H50ZM54 162H56V163H54ZM93 162H95V163H93ZM150 162L152 163V165L154 166H152L151 164H150ZM161 162V163H160ZM170 162V163H169ZM204 162V163H203ZM94 165H93V164ZM96 163H98L97 164V168H96ZM104 165H102V164ZM186 163V164H185ZM188 163H189V165H188ZM192 163V164H191ZM194 163H196V164H194ZM200 164V165H198V164ZM212 163L214 164V165H212ZM46 164H48V165H46ZM108 164V163H107ZM106 164V165H107ZM118 164V165H117ZM122 164V165H121ZM136 166H135V165ZM138 164V165H137ZM168 164V165H167ZM172 164V166H170ZM176 164V165H175ZM219 166H218V165ZM232 164V165H231ZM100 165V166H99ZM116 165L118 166L117 168V170H114V169H116ZM121 165V166H120ZM182 165V166H181ZM192 165V166H191ZM204 166V167H202V166ZM209 165V166H208ZM11 166V164L10 165H7V167H4V168H6V172H4L6 175L5 176H2V174H1V177H0V184H4V185H6L8 182L9 183H11V181L10 180H13V179H11V177H10V172L8 171L7 172V170H9V167ZM48 166H50V167H48ZM101 166H102V168H104L105 167V170H104V172H102V173H99V172H101V171H103V170H101L102 168H101ZM134 166H135V168H134ZM162 166V167H161ZM184 166V167H183ZM195 166V167H194ZM197 166V167H196ZM210 166H211V168L213 167V169H214V171H213V169H211L210 168ZM216 166H218V167H216ZM53 167V168H52ZM111 167V166H110ZM120 167V168H119ZM133 167V168H132ZM147 167V166H146ZM147 167V168H148ZM152 167V168H151ZM158 167H160V168H158ZM174 167V168H173ZM176 167V168H175ZM180 167V168H179ZM193 167V168H192ZM207 167H209V169L207 168ZM220 167V168H219ZM230 167V168H229ZM4 168L2 169V170H0V171H5L4 170ZM48 168V169H47ZM51 168H52V170H51ZM123 168V169H122ZM130 168H131V170H130ZM142 168V169H141ZM157 168V169H156ZM178 168H179V170H178ZM188 168V169H187ZM192 168V170L194 171V172H191L192 170H190V172L191 173H194V175H193V180H195V181H197L198 179V181L197 182H199L198 184H194V186L193 187H191V188H195L194 190L196 191V194H195V198H196V201H195V199L193 200V197H192V194H194V192L195 191H193L192 189H189V191L188 192H186L187 193V195L184 193V191H185V187L188 185V183L190 184V182L188 181L189 179H190V177H189V175L187 174V172H188V170L189 169H191ZM218 168V169H217ZM228 168V169H227ZM18 169H21L22 170V168H18ZM17 169V170H18ZM67 170H68V168H66ZM90 169V170H91ZM97 169H98V171H97ZM132 169H133V171H132ZM135 169V170H134ZM162 169V170H161ZM164 169V170H163ZM166 169H168V171H167V173L169 172V174H167V173H165L166 171ZM186 169V170H185ZM220 169V170H219ZM222 169V170H221ZM16 170V171H17ZM38 170H39V168H38ZM45 170V171H44ZM100 170V171H99ZM161 172H160V171ZM170 170V171H169ZM218 170V171H217ZM224 170V171H223ZM227 170V171H226ZM257 170V171H256ZM16 171H14L15 173H17V172H19V170L16 172ZM51 171V172H50ZM52 171H53V174H52ZM65 171V170H64ZM73 171H75V170H72L71 172H73ZM122 171V172H121ZM124 171V172H123ZM127 171H129V173L127 174L126 172ZM154 171V172H153ZM163 171V172H162ZM179 171V172H178ZM186 172V173H184V172ZM208 171H210V172H208ZM213 171V172H212ZM24 172V173H23ZM39 172V171H38ZM66 172V171H65ZM71 172H69V174H71ZM110 172V173H109ZM116 172H118V174L116 173ZM141 172V173H140ZM158 172V173H157ZM171 172V173H170ZM184 173V175H183V173ZM189 172V173H190ZM196 172V173H195ZM217 172V173H216ZM218 172H219V174H218ZM221 172H223V174L221 173ZM225 172V173H224ZM0 173H2V172H0ZM20 173V175L22 174L23 176L25 175V174H31L30 172L29 173H25V171H22V173L21 172H19ZM19 173H17V174H19ZM60 173V172H59ZM76 173V172H75ZM75 173L73 172V174L75 175ZM99 173V174H98ZM109 174V175H106V174ZM165 175H164V174ZM190 173V174H191ZM216 173V174H215ZM230 173V174H229ZM257 173V174H256ZM11 174H14L13 172L11 173ZM15 175L16 176V178H17V176L18 175ZM55 174V175H54ZM77 174V173H76ZM101 174H102V176H104V174H105V176L102 178V176H101ZM126 174V175H125ZM137 174V175H138ZM155 174V175H154ZM157 174V175H156ZM161 174V175H160ZM210 174L213 176V180H212V178H211V176H210ZM238 174V175H237ZM9 175V176H8ZM100 175V176H99ZM129 175V176H128ZM167 175H169V176H167ZM171 175H174V176H171ZM185 175H187V176H185ZM223 175V176H222ZM7 176V177H6ZM14 176V175H13ZM113 176V177H112ZM150 176H153V177H150ZM156 176H158V177H156ZM184 176V177H183ZM197 176V177H196ZM216 176V177H215ZM221 176V177H220ZM227 176V177H226ZM235 176V177H234ZM4 177V178H3ZM19 177V176H18ZM86 177V176H85ZM84 177V178H85ZM93 179H97L96 181H98V179L99 178H97V177H101L100 179H99V182L100 183H98V182H96V183H98V185H96V187H95V189L97 190H93V186H92V184H94L93 182V180H92V178ZM169 177V178H168ZM173 177V178H172ZM186 177H188V178H186ZM261 177V178H260ZM8 178H10V179H8ZM15 178V180H19V178H17L16 179ZM59 178V177H58ZM106 178H108V179H106ZM111 178H113V179H111ZM120 178V179H119ZM127 178V179H126ZM176 178H177V180H176ZM197 178V179H196ZM219 178H220V180H219ZM232 178H233V180H232ZM260 178V179H259ZM6 179H8V180H6ZM85 179H87V177L85 178ZM110 179V180H109ZM124 179H126L125 181H124ZM148 179V178H147ZM159 179V180H158ZM172 179H173V181H172ZM183 179V180H182ZM43 180V179H42ZM43 180V181H44ZM108 180V181H107ZM120 180H122V181H120ZM187 180V181H186ZM216 180V181H215ZM261 180H263V182H260ZM2 181H3V183H2ZM91 181H92V183H91ZM102 181V182H101ZM105 181V182H104ZM120 181V182H119ZM183 181V182H182ZM218 181V182H217ZM239 181V182H238ZM7 182V183H6ZM23 182V181H22ZM125 182V183H124ZM151 182V183H150ZM178 182V183H177ZM180 182H182V184L185 186V187H183V189H182V185L180 184ZM214 182H216V184L214 183ZM226 182V183H225ZM228 182V183H227ZM233 182V183H232ZM87 183L89 184V183H91V184H89L88 186H87ZM116 183H117V187H116ZM120 183V184H119ZM167 183V184H166ZM196 183V182H195ZM213 183V184H212ZM261 183H263V184H261ZM102 184V185H101ZM146 184V183H145ZM155 184V185H154ZM160 184V185H159ZM170 184V185H169ZM174 184V185H173ZM178 184V185H177ZM227 184H229V186L227 185ZM231 184H233V185H231ZM9 185V184H8ZM159 187H158V186ZM167 185V186H166ZM193 185V184H192ZM191 185V186H192ZM200 185V186H199ZM213 185H215L216 186V188H215V186H213ZM227 185V186H226ZM231 185V186H230ZM90 186V187H89ZM124 186V187H123ZM150 186V187H149ZM181 186V187H180ZM202 186V187H201ZM219 186V187H218ZM243 186V187H242ZM114 187V188H113ZM151 187H152V189H151ZM159 188L158 190H157V188ZM187 187H189V185L187 186ZM186 187V188H187ZM200 187V188H199ZM238 187V188H237ZM110 188H113V189H110ZM116 188V189H115ZM149 188V189H148ZM161 188V189H160ZM174 188V189H173ZM179 188V189H178ZM202 188V189H201ZM205 188V189H204ZM227 188H229V190H227ZM252 188V189H251ZM124 189V190H123ZM167 189H169V190H167ZM181 189V190H180ZM188 189V188H187ZM197 189V190H196ZM213 189V190H212ZM251 189V190H250ZM254 189V190H253ZM105 190V191H106ZM152 191V192H150V191ZM154 190V191H153ZM242 190V191H241ZM245 190V191H244ZM89 191V192H90ZM104 191V192H105ZM114 191H116V192H114ZM149 191V192H148ZM183 191V193H184V195H183V193L181 194V192ZM192 191H193V193H192ZM227 191H229V193H227ZM241 191V192H240ZM119 192V193H118ZM156 192V193H155ZM164 192V193H163ZM168 192V193H167ZM206 192V193H205ZM210 192V193H209ZM231 192H233V194H231V196H230V193ZM258 193V195H259V198H257L258 199V201H256L255 203H254V201L253 202H251V200L249 201L248 199L250 198V196H252L254 193ZM88 192H86V194H87ZM96 193H94V196L96 195ZM148 193V194H147ZM191 193V194H190ZM217 193H219V195H221L220 196V200H222V201H220L219 199H218V197H217V202L215 203V201L216 200H214V199H216V196H217ZM221 193V194H220ZM224 193V194H223ZM250 193V194H249ZM251 193H253V194H251ZM256 193H255V195H256ZM90 194V193H89ZM91 194V195H92ZM144 194H145V196H144ZM170 194V195H169ZM177 194V195H176ZM198 194V195H197ZM205 194V195H204ZM210 194V195H209ZM213 194V195H212ZM140 195V194H139ZM146 195H148L147 197H146ZM189 195V196H188ZM202 195V196H201ZM204 195V196H203ZM212 195V196H211ZM93 196V195H92ZM150 196V197H149ZM154 196V197H153ZM176 196V197H175ZM214 196V197H213ZM91 197V196H90ZM90 197H89V199H90ZM125 197V198H124ZM127 197V198H126ZM162 197V198H161ZM182 199H181V198ZM186 197H187V199L188 198H190V199H186ZM203 197H204V200H206V201H204L203 200ZM248 197V198H247ZM255 197V196H254ZM92 198L93 197H91V200H92ZM117 198V199H116ZM122 198H124V199H122ZM137 198V199H136ZM150 198V199H149ZM172 198V199H171ZM181 199V201H180V199ZM184 198V199H183ZM255 198V199H256ZM119 199V200H118ZM121 199V200H120ZM127 199V200H126ZM166 199H167V201H166ZM199 199H201L200 201H199ZM210 199V200H209ZM251 199V198H250ZM129 200V201H128ZM134 200H136V201H134ZM151 200V201H150ZM170 200H171V202H170ZM191 200V201H190ZM203 200V201H202ZM118 201V202H117ZM122 201V202H121ZM163 201V202H162ZM175 201V202H174ZM183 201V202H182ZM188 201V202H187ZM190 201V202H189ZM208 201V202H207ZM219 201V202H218ZM260 201V202H259ZM114 202V203H113ZM120 202H121V205L122 206H118L119 204H120ZM140 202H141V204H140ZM154 202V203H153ZM185 202V203H184ZM195 202V203H194ZM207 202V203H206ZM210 202V203H209ZM259 204H258V203ZM84 203V204H85ZM113 203V204H112ZM116 203H117V206L119 207H117L116 206ZM146 203H147V205H146ZM149 203V204H148ZM160 203V204H159ZM178 205H177V204ZM204 203V204H203ZM126 204H127V206H126ZM184 206H183V205ZM205 204H207V205H205ZM90 206V208L88 207V206ZM114 205H115V207H114ZM129 205V206H128ZM140 205V206H139ZM153 205V206H152ZM155 205H156V207H155ZM157 205H159V206H157ZM176 207H175V206ZM180 205V206H179ZM193 205V206H192ZM114 208H113V207ZM124 206V207H123ZM130 206H132L131 207V209H133L132 211L134 212H132L131 213V209L129 208ZM164 206V207H163ZM185 206H187V207H185ZM112 207V208H111ZM135 207V208H134ZM139 207V208H138ZM162 207V208H161ZM179 207V208H178ZM93 208V209H92ZM99 208V209H98ZM120 208H122V209H120ZM127 208H128V210H129V213H130V215H128L129 213H128V210H127ZM144 208V209H143ZM167 208H168V210H167ZM183 208V209H182ZM187 208V209H186ZM191 210H190V209ZM195 208V209H194ZM91 209V210H90ZM112 209V210H111ZM116 209V210H115ZM120 209V210H119ZM150 209H152V210H150ZM162 209V210H161ZM172 209H173V211H172ZM181 209H182V211H181ZM210 209V210H209ZM98 210V211H97ZM109 210V211H108ZM154 210V211H153ZM161 210V211H160ZM177 210H178V212H177ZM180 210V211H179ZM189 210H190V212H189ZM193 210V211H192ZM208 210V211H207ZM125 211V212H124ZM186 211V212H185ZM82 212V211H81ZM103 212V213H102ZM109 212V213H108ZM121 212V213H120ZM144 212V213H143ZM166 212V213H165ZM181 212V213H180ZM197 212V213H196ZM92 213V214H91ZM105 213V214H104ZM107 213V214H106ZM112 213V214H111ZM150 213V214H149ZM152 213H153V215H152ZM192 213V214H191ZM195 213V214H194ZM95 216H94V215ZM127 216H125V215ZM133 214V215H132ZM135 214V215H134ZM149 214V215H148ZM161 214V215H160ZM166 214H168V215H166ZM176 214V215H175ZM92 215V216H91ZM100 215V216H99ZM101 215H102V217H101ZM107 217H106V216ZM110 216V218L109 219H107L109 216ZM138 215V216H137ZM179 215V216H178ZM181 215V216H180ZM191 215V216H190ZM103 216H104V218H103ZM116 216V217H115ZM124 216H125V218H124ZM129 216V217H128ZM142 218H140V217ZM188 216V217H187ZM15 216H13L12 218H14ZM111 217H113V219L111 218ZM115 217V218H114ZM151 217V218H150ZM165 217V219H163ZM168 217H170V218H168ZM175 217H176V219H175ZM191 217V218H190ZM208 217V218H207ZM100 218H101V220H100ZM121 219V221H118V220H120ZM128 218V219H127ZM130 218V219H129ZM132 218V219H131ZM148 218H150V219H148ZM172 218V219H171ZM181 218H184V219H181ZM187 218V219H186ZM189 218V219H188ZM15 219V218H14ZM14 219H13V223L15 222L14 221ZM102 219H104L103 221H102ZM115 219H116V221H115ZM153 219V220H152ZM167 219V220H166ZM88 220V219H87ZM98 220V221H97ZM102 221V222H100V221ZM138 220V221H137ZM144 220V221H143ZM146 220H148V221H146ZM150 220V221H149ZM180 220H182V222L180 223ZM185 220V221H184ZM108 221V222H107ZM141 221V222H140ZM170 221H172V222H170ZM178 221V223H175V222H177ZM5 222H7L6 220H5ZM90 222V221H89ZM90 222V223H91ZM113 222V223H112ZM144 222V223H143ZM147 222H148V225H147ZM151 222V223H150ZM162 222H164V223H162ZM174 222V223H173ZM8 223V222H7ZM115 223V224H114ZM135 223V224H134ZM139 223V224H138ZM162 223V224H161ZM12 224V223H11ZM107 224V225H106ZM138 224V225H137ZM143 224V225H142ZM145 224V225H144ZM156 224H158L157 226H156ZM168 224V225H167ZM5 225V224H4ZM3 225V226H4ZM14 226H15V223L13 224ZM13 225H12V227H13ZM115 225V226H114ZM135 225V226H134ZM164 227H163V226ZM176 225H177V227H176ZM140 228H139V227ZM5 227H10V226H8V224H6L5 225ZM90 227H92L91 226V224H90ZM102 227V228H101ZM108 227V228H107ZM115 229H114V228ZM134 227V228H133ZM144 227V228H143ZM146 227V228H145ZM172 227H174V228H172ZM175 227H176V229H175ZM0 228H2V227H0ZM4 228V227H3ZM2 228V229H3ZM7 228H4V230L6 231V229ZM14 228V227H13ZM13 228H11V229H13ZM112 228V229H111ZM139 228V229H138ZM178 228V229H177ZM9 229V228H8ZM11 229H9V230H11ZM18 228L16 227V230H17ZM98 229L99 230H101V231H98ZM105 231H104V230ZM107 229H109V230H107ZM144 229V232L142 233V234H140L139 233V231L141 230V232H142V230ZM146 229V230H145ZM9 230H7L6 232L7 233H5L4 231H2V233L0 232V253H3V255L2 254H0V264H15L16 262V264H28L29 262H26V261H22V258H21V253H20V249H19V247L17 246V241L16 240H14L15 238H12L13 236H12V233H10L9 235H11V236H7L8 235V233L9 232H12L13 230H11V231H9ZM16 230H14L15 232H16ZM112 230V231H111ZM173 230V231H172ZM102 231H104V232H102ZM175 231V232H174ZM176 231H177V233H176ZM182 231V232H181ZM4 232V233H3ZM15 232H13V234L15 233ZM100 234H99V233ZM112 233V234H110L109 235V233ZM104 233H106V234H104ZM107 233H108V236H107ZM171 233H174L173 235L171 234ZM4 236H3V235ZM7 234V235H6ZM43 234H49V233H43ZM102 234V235H101ZM138 234V235H137ZM2 235V236H1ZM140 235V236H139ZM102 236V237H101ZM106 236V237H105ZM110 236V237H109ZM180 236V237H179ZM104 237H105V239H104ZM107 237H108V239H107ZM175 237V238H174ZM9 238V239H8ZM93 238V239H92ZM105 240H103V239ZM174 238V239H173ZM177 238V239H176ZM4 239V240H3ZM13 239V240H12ZM127 239H131V242H129V240H127ZM6 240V241H5ZM14 241V242H13ZM16 241V242H15ZM88 241V240H87ZM86 241V242H87ZM90 241V240H89ZM94 241V242H93ZM96 241V242H95ZM127 241V242H126ZM138 241V242H137ZM179 241H181V242H179ZM226 241V242H225ZM251 241V242H250ZM1 242H3V243H1ZM6 242V243H5ZM140 242V243H139ZM217 242H219V243H217ZM225 242V245L223 244ZM230 243V245L231 246H229V243ZM9 243V244H8ZM88 243V242H87ZM135 243V245H133ZM176 243H177V245H176ZM253 243V244H252ZM261 243V244H262ZM2 244V245H1ZM15 244V245H14ZM175 244V245H174ZM182 244V245H181ZM224 245V246H222V245ZM228 244V245H227ZM251 244V245H250ZM85 245H86V243H85ZM133 245V246H132ZM138 245V246H137ZM179 245V246H178ZM2 246V247H1ZM5 246V247H4ZM87 246V245H86ZM124 246V247H123ZM127 246V247H126ZM132 246V247H131ZM141 246V247H140ZM150 246V247H149ZM174 246V247H173ZM215 246H217V248L215 249ZM227 246V247H226ZM245 246V247H244ZM249 246V248H247ZM250 246H251V248H250ZM18 247V248H17ZM126 247V248H125ZM130 247V248H129ZM153 247V248H152ZM171 247V248H170ZM226 249H224V248ZM239 247H242V248H239ZM256 247H259V246H256ZM5 248V249H4ZM14 248H16V249H14ZM87 248V247H86ZM141 248V249H140ZM145 248V249H144ZM164 248H167V249H164ZM174 248H176V249H174ZM182 250H181V249ZM219 248V249H218ZM235 248H237L236 250H235ZM245 248H247V249H249V250H251L250 252H249V250H245ZM254 248H255V246H254ZM4 249V250H3ZM10 249V250H9ZM84 249H85V246H84ZM122 249H124L123 251L124 252H122ZM130 249V250H129ZM177 249H179V250H177ZM226 251H224V250ZM241 250V251H239V250ZM6 250V251H5ZM19 250V251H18ZM62 250V251H61ZM69 250V251H68ZM83 250V249H82ZM165 250V251H164ZM168 250H170V251H168ZM176 250V251H175ZM256 250V249H255ZM254 250V251H255ZM9 253H8V252ZM59 251V252H58ZM132 251V252H131ZM152 251V252H151ZM154 251V252H153ZM169 252V254H168V252ZM175 251V252H174ZM178 251V252H177ZM221 251V252H220ZM231 251V252H230ZM248 251V252H247ZM62 254H61V253ZM65 252V253H64ZM71 252V253H70ZM72 252H73V254H72ZM126 252V253H125ZM130 252H131V254H130ZM134 252V253H133ZM165 252H166V254L167 255H169V258H168V256L165 254ZM230 252V253H229ZM235 252H237V253H235ZM242 252V253H241ZM246 252V255H244V253ZM17 253V254H16ZM19 253V254H18ZM69 253V254H68ZM85 253V254H84ZM140 253V254H139ZM157 253V254H156ZM181 253H183V255H181ZM186 253V254H185ZM222 253V254H221ZM234 253V254H233ZM240 253V254H239ZM252 253H251V255H252ZM5 254H6V256H5ZM58 254V255H57ZM60 254V255H59ZM64 254V255H63ZM72 254V255H71ZM129 254V255H128ZM136 254V255H135ZM138 254V255H137ZM176 255V257H174L175 255ZM227 254H232V256L230 255V256H228ZM237 254H239V257H237L238 255ZM241 254H243V256L241 255ZM8 255L10 256V258L8 259L7 257H8ZM13 255H15V256H13ZM75 255V256H74ZM85 255V256H84ZM89 255V256H88ZM133 255V256H132ZM137 256L136 258H135V256ZM143 258H141L140 256ZM150 255V256H149ZM172 255H174L173 257L174 258H170ZM179 255H180V257H179ZM226 257H225V256ZM250 255V256H251ZM263 255V254H262ZM12 256V257H11ZM130 258H129V257ZM228 256V257H227ZM255 256H256V258H258L257 257V255L256 254H254L253 256H251L252 257V260L253 259H255ZM13 257H15V258H13ZM17 257V258H16ZM64 257H66V258H64ZM135 259H134V258ZM139 257V258H138ZM149 257V258H148ZM166 257V258H165ZM177 257H179V258H177ZM231 259H230V258ZM233 257H235L236 259L238 258V260H236V259H234L233 260ZM263 257V256H262ZM20 258V259H19ZM176 258V259H175ZM229 258V259H228ZM18 259V260H17ZM50 259V260H51ZM164 259V260H163ZM259 259H262V258H259ZM6 261V262H3V261ZM16 260V261H15ZM49 259H45V261H41V262H39V264H50L51 262H49L48 261ZM71 260V261H70ZM83 260V261H82ZM135 260H136V262H135ZM152 260V261H151ZM154 260V261H153ZM169 260H172L173 262H171V261H169ZM228 260V261H227ZM229 260H230V262H229ZM236 260V261H235ZM262 260H264V258L262 259ZM262 260H260V261H258V262H256L257 260H254V262L255 263H253V264H258L259 262H261ZM47 261H48V263H47ZM133 261V262H132ZM146 261H148V262H146ZM179 261V262H178ZM184 261V262H183ZM71 262V263H70ZM76 262V263H75ZM229 262V263H228ZM30 264V263H29ZM259 264H263V261L261 262V263H259Z\"/></svg>", "mask_w": 264, "mask_h": 264}, {"label": "bare ground", "instance_id": "6f19581e", "mask_svg": "<svg viewBox=\"0 0 264 264\" xmlns=\"http://www.w3.org/2000/svg\"><path fill=\"white\" fill-rule=\"evenodd\" d=\"M90 0H29V2H28V0L27 1H25V0H0V161L3 159V161H6V160H8V161H6V162H1L0 163V170H2L4 167H7V165H10L11 164V166L9 167V170H7V172L9 171L10 172V177H11V179H13V180H10L11 181V183H7L6 185H2V184H0V227H4V228H7V227H5V225L6 224H8V226H10V227H8L9 229H11V228H13L14 230H16V227L18 228L17 230H16V232L13 230V229H11V230H13L12 232H9L8 233V235L7 236H11V235H9L10 233H12V238H15L14 240H16L17 241V246L19 247V249H20V253H21V258H22V261L24 260V261H26V262H29L30 264H39V262H41V261H45V259H51V254H50V251H51V253H52V250L53 249H55V248H57V247H60L59 249H61V248H63V249H73V252L74 253H76L77 252V254H78V252H79V255L78 256H82L83 255V253H82V255H81V253H80V251L81 252H85V251H87L88 252V250H86V249H88V247H89V249H91L90 248V245H88L89 244V242L91 243V239H90V235H89V233H87L86 231H84L85 229L89 232V231H91L92 229V233H90L91 234V237H93L94 238V234L96 235L97 234V228L99 227L100 228V225L101 224H99V223H97V224H95L94 222H93V224L94 225H92V220H89V218H85V216H84V213L86 212V211H89V210H84V206H86V203L87 202H90L91 201V204L90 203H87V204H90V206H98V207H100V205H102V206H104L105 207V204H107L108 203V200H109V197H111V193H112V191H110L109 192V190H106V188H104V190H102V191H100V190H96L95 189V187H96V185H98V183H100L99 182V179L101 178V177H97V178H99L98 179V181H96L97 179L95 178V179H93L92 177V180L94 181L93 183L94 184H92V186L94 187L93 188V190L95 189L97 192H98V194L94 191L93 192V194H92V192L90 191V190H92V189H88L87 191H86V188H84L85 186H86V182H88V179L90 178H88V176L86 175V174H88V173H90L91 171H93V173L95 172L94 170V167H91V168H93L94 170H92L91 168H89V167H86L85 166V164L87 163V158H85V156L87 157L89 154H92L93 156L95 155V156H97V155H99L98 153H100V151H98L96 148H99L98 147V145L99 144H97L96 142H92V143H94V144H92L91 143V139L94 137L95 139H97L98 137V134H99V136H100V134H101V132H98V131H104L105 132V130H107L108 132H110L109 130H112L111 131V133L112 132H114V133H117V131L118 132H120V134L121 135H117L118 136V138H119V136L121 137V140L120 141H122L123 142V144H124V147H125V149H127V151H128V157L131 155V159L134 157V156H136V153H137V146L139 145L140 146V142H142V140H140V144H138L137 145V141L139 140L137 137L139 136V138H140V135H138L137 136V134H136V130H135V128L137 127V126H139L140 127V123L139 122H141L142 124H143V122H142V119H143V121H145L146 122V118L147 119H150V118H148L147 116H148V114H147V112L148 111H146V113H145V111L143 110V107L142 106H144V108H145V110H147L148 108H149V106L150 105H153V103H155L154 101H158L157 102V104L158 105H160L162 102V106H164V100L162 101V99H163V94H165L164 93V91H166V89H167V87H169L167 84V87H165V88H163L164 87V84H165V82H164V80L163 81H161L162 82V84H161V82H156L157 81V77L159 78V76L161 75L160 74V71H161V68L163 67H167V65H168V63L166 64V62H167V60H166V62H165V64H166V66L163 64V62L165 61V59H169V57L171 58V56H173L171 59L173 60V58H174V56H176V55H174V54H177L178 53V51L179 50H181V48L184 46H182L180 43H182V41H183V43H184V40H182V39H184L183 37H182V39L180 38H178L177 36V38H173V36H172V38L171 37H169V39H166L167 37H165V40H167L166 42H163L164 40H162V42L160 43V44H157V43H159V40H157L156 42L157 43H155L156 44V47H150L149 48V45H148V43H149V41L147 40V41H145L146 42V44H145V42H143L144 43V52L143 51H138V53H139V55L140 54H142L143 53V56H144V54H145V58L144 59H142L143 57H141V58H139L138 57V55L137 54H135V55H137V56H135L134 55V53H130V55L132 54L133 55V57L132 56H128V57H125L124 55H127V52L128 51H124V50H115V51H117V53L115 52V54L112 56L114 59H112V57H111V59L114 61V63H113V61H111L110 60V58L108 57V58H106L107 56L106 55H104L103 53L105 52H103L102 53V51L103 50H101V51H99V52H101L103 55H104V58L107 60H109V61H111V63H110V65H107V64H109L108 62L106 63V60L104 59V58H102L103 56H100L98 53H97V51H96V53H91V51H92V49L90 50V53H88V54H84V50H83V54H81L82 53V51L79 53V51H78V49H80V47H78V49L76 48V49H74V46L77 44H74V42L75 41H77L75 38L76 37H79V38H77L78 39V41L83 37V36H88V37H90V36H94L95 34H96V32H98L99 30H100V27L99 26H97V25H99L100 23V25H105L104 23H105V21L108 19V17H109V19H108V21L110 20V18L113 16V18L112 19H114L115 21H116V23H114L113 24V22L112 23H110L109 22V24L107 23V25H110V24H112V25H110L111 27H109V28H111V30L110 31H112V32H115L114 34H115V37L116 38H118L119 36H120V39L121 38H123V37H121V35H119L118 37H117V35L118 34H122V36H124V37H127V35H129V36H131L132 35V33H133V31L132 30H134V31H136V32H138V30H136V29H138V27H134L135 25H133L134 24V21H133V23H132V21H131V18L129 17V15L127 14V13H129V12H127L126 13V10H129L128 8V6H131L132 8H130V9H134V8H136V9H134L135 11L138 9V10H140V8H141V5H139V4H141V2H142V0H141V2L139 3V1L137 2V0H104V2H105V5L107 4V5H112V7L114 8H109L108 9V11H109V14H108V11H106V13H103V12H105L104 11V8L103 7H101V5H99L98 3V1L99 0H95V2L99 5H97L96 4V8H97V6H98V8L99 9H101V8H103V12H101L100 14H99V12H98V14L96 13L95 15H94V13L95 12H97V9H96V11L94 12V11H92V15H91V12H89V13H86L85 11H86V9H84L85 7L87 8V10L89 9V10H91L90 8H93V7H90V6H93V5H91V3L89 2ZM91 1H94V0H91ZM101 2H100V4L102 3V0H100ZM161 1V0H160ZM162 1H164L165 2V0H162ZM168 1V0H167ZM171 1V0H170ZM180 1V0H179ZM259 1V0H258ZM264 1V0H263ZM89 2V3H88ZM157 2H159V1H157ZM230 1H228V3H229ZM245 2V1H244ZM252 2H254V1H252ZM255 2H257V1H255ZM30 3H33V4H35L36 3V5H41L38 9L35 7V9H33V7H32V5L30 4ZM136 3H139V4H136ZM143 3V2H142ZM167 2H165V4H166ZM213 3V2H212ZM235 3V2H234ZM237 3V2H236ZM257 3H259V2H257ZM87 4H90V6H86ZM104 4V3H103ZM163 4V3H162ZM165 4L163 5V6H165ZM168 4V3H167ZM170 4H172V3H170ZM240 3H238V4H236V5H238L239 7H241L240 5H239ZM251 4V3H250ZM253 4V3H252ZM104 5V6H105ZM136 7H135V6ZM137 5H139L138 7H137ZM147 5V4H146ZM151 5V4H150ZM160 5H161V3H160ZM224 5V4H223ZM254 5H256L255 3H254ZM57 6V8H56V10H55V12L58 14H56L57 16H59V14H61V16H63V17H61V19H60V22H62V25L64 24H67L68 22L70 23V25H73L77 30H72L70 27H69V29L67 30V28H65L64 30H65V32H66V34L68 33V34H70V33H74V35L75 34H77V36L74 38V39H72L71 37V35L72 34H70V38H69V36H67L68 37V39H69V42H71V41H74L73 42V44H71L70 45V43L67 45V43L65 42V40L67 39H64V37L63 36H61V37H63L62 39H64V41L63 42H65V43H63L62 41H61V38H60V42H62V44H64V45H61V43H59L61 46V50L59 51L58 49V51L59 52H64L63 53V56H65V55H67L68 57H70V61L66 64L67 66H72V69L70 68V66H69V68L73 71L72 73V75H73V77H75L76 78V75L75 74H77V73H74V72H77L78 71V73L80 72V74L82 73L83 74V71L85 72V74H86V71H88V73L90 72V74L92 73V75L91 76H93V78L91 77V79H92V82H90V79H89V84H88V81H87V83H84L83 81V84H85V85H83V86H85V88H87L86 86H91V88L93 87V89H94V91L92 92V90L93 89H91L90 87L86 90V91H88V92H92V93H88V92H86L87 94V97H86V100H83V99H85V98H82V103L83 104H81V105H83V108L81 109V105L79 106V108H80V110H78V112L77 113H75V114H72L73 113V111H72V109H71V111H72V115L70 114V109L68 110V108H69V106L67 107V105H71V102L75 99V98H78L79 99V97H76L75 96V98H74V95H73V97H71L72 96V93H71V95H70V93L69 92H71L72 90H74V89H72L73 87H71V85L72 86H74L75 84H74V82L76 81H73L72 82V80L70 81H65V83L63 82L64 80H65V78H64V80H62V79H60V80H62V82L64 83L63 85H60V86H57L58 88L57 89H55L54 90V92H51L50 93V91H48L47 90V88H46V85L48 84V82H52L53 84H54V82L52 81L53 80V75L56 73L55 72V70L57 71V68H56V65H54L53 64V62H51V61H53V59L51 60V58H53L52 56H50L52 53H54L55 52V49H54V47L56 48V46L58 45L57 44V41L56 40H54V38L56 37H58V35H59V33L60 32H57V36H56V33H54L52 30H49L48 28V30L50 31V32H45V31H47V30H44V29H46V26H47V24L45 25V28H42V24H44V22H46V21H48L49 20V18H48V16L52 13V12H50L49 10V8H51V10L53 11V7H56ZM103 6V5H102ZM154 6V5H153ZM245 6V5H244ZM243 6V7H244ZM253 6V5H252ZM31 7H32V9H31ZM101 7V8H100ZM111 7V6H110ZM134 7V8H133ZM250 7V6H249ZM85 10L84 11V13H82L83 11V9ZM106 8V7H105ZM149 8V7H148ZM159 8V7H158ZM162 8V7H161ZM247 8V7H246ZM262 8V7H261ZM38 10L39 12L38 13H34V12H31V13H29V11L28 10H33V11H35V10ZM163 9V8H162ZM166 9H167V7H166ZM168 9H169V7H168ZM172 9V8H171ZM241 9V8H240ZM264 9V8H263ZM95 10V9H94ZM113 10V11H112ZM142 10V9H141ZM159 10H161V9H159ZM170 10V9H169ZM238 10H239V8H238ZM254 10V9H253ZM45 11V12H44ZM101 11V10H100ZM110 11H112L111 13H110ZM150 11V10H149ZM152 11V10H151ZM166 11V10H165ZM168 11V10H167ZM173 11V10H172ZM245 11V10H244ZM247 11H249V9L247 10ZM258 11H260L259 9H258ZM37 12V11H36ZM46 12H48V13H46ZM54 12V11H53ZM88 12V11H87ZM94 12V13H93ZM134 12V11H133ZM143 10L142 11H140V13H138V12H135V15L137 16V13L138 14H141L140 16L141 17H139V18H136V19H138V20H136L137 22H139L140 24H144V23H141V21L142 22H144L145 21V19H144V17L146 18L148 15H146L145 14V12H143ZM163 12V11H162ZM264 12V11H263ZM46 13V14H45ZM50 13V14H49ZM155 13H156V10H155ZM169 13V12H168ZM241 13V12H240ZM239 13V15L240 16H242L241 14ZM256 13H258V12H256ZM54 14V13H53ZM81 14H83V15H81ZM104 14V15H103ZM127 14V15H126ZM129 14H133L132 12H130ZM143 14H145L144 16H143ZM166 14V12L165 13H163L162 15L164 16ZM170 14V13H169ZM168 14V15H169ZM176 14V13H175ZM183 14V13H182ZM244 14H246L245 12H244ZM248 14H250V13H248ZM247 14V15H248ZM52 15V14H51ZM50 15V16H51ZM79 15H81V16H79ZM130 15V16H131ZM134 15V14H133ZM133 15H132V19H134V17H133ZM155 15V14H154ZM167 15V14H166ZM177 15V14H176ZM254 15V14H253ZM264 15V14H263ZM263 15H261V16H263ZM4 16V17H3ZM49 16V17H50ZM54 16V15H53ZM111 16V17H110ZM130 18V21H128V17ZM135 16V17H136ZM173 16V15H172ZM180 16V15H179ZM258 16H260V13H259V15ZM260 16V17H261ZM24 17H27L25 20H23V18ZM125 17L126 18H128V19H125ZM244 17V16H243ZM248 17V16H247ZM249 17H251V16H249ZM57 18H59V17H57ZM121 18H123V19H121ZM149 18V17H148ZM164 18V17H163ZM162 18V19H163ZM171 18V17H170ZM177 18V16H175V19ZM183 18H186V17H183ZM259 18V17H258ZM54 19V18H53ZM52 19V20H53ZM67 19H68V21H67ZM140 19V20H139ZM166 19V18H165ZM175 19H173V20H175ZM182 19V18H181ZM181 19H179V20H181ZM256 19V18H255ZM264 19V18H263ZM113 20V21H114ZM123 20H127V22L125 21H123ZM159 20V19H158ZM160 20H161V18H160ZM169 20V19H168ZM167 20V21H168ZM172 20V21H173ZM184 20H186V19H184ZM250 20V19H249ZM114 21V22H115ZM135 21V22H136ZM148 21V20H147ZM166 21V22H167ZM170 21V20H169ZM182 21V20H181ZM187 21H188V19H187ZM187 21H184L183 23L184 24H188V22ZM193 20H191V24L193 23L194 24V21L192 22ZM251 21H253V20H251ZM255 21H257V20H255ZM262 21V20H261ZM58 22V21H57ZM107 22V21H106ZM129 22V23H128ZM136 22V23H137ZM162 22V24H163V22L164 23H166L165 22V20L163 21H161ZM176 22V21H175ZM174 22V23H175ZM177 22H180V21H177ZM208 22V21H207ZM207 22H206V24H207ZM212 22V21H211ZM215 22V21H214ZM48 23V22H47ZM56 23V22H55ZM150 23V22H149ZM169 22H167V24H168ZM172 24H174L173 22H171ZM190 23H189V25H190ZM218 23V22H217ZM251 23V22H250ZM255 23V22H254ZM253 23V24H254ZM259 23V22H258ZM262 23H264V21L262 22ZM50 24H52V22L50 23L49 22V25ZM138 24V23H137ZM139 24V25H140ZM155 24V23H154ZM206 24H204L203 25V27L206 25ZM214 24V23H213ZM53 25H55V24H53ZM57 25V24H56ZM132 25V26H131ZM156 25V24H155ZM161 25V24H160ZM194 25H196V24H194ZM194 25H191V26H194ZM198 25H199V23H198ZM218 25H220L219 23H218ZM256 25V24H255ZM259 25V24H258ZM60 26V25H59ZM143 26V25H142ZM149 26V25H148ZM188 26V25H187ZM200 26V25H199ZM206 26H208V25H206ZM215 25H213L212 27H214ZM216 26H217V24H216ZM52 27V26H51ZM56 27V26H55ZM74 27H73V29H74ZM106 27H108V26H106ZM105 26L103 27L104 29L106 28ZM132 27H134V28H132ZM144 27V26H143ZM166 27V26H165ZM173 27H174V25H173ZM219 27V26H218ZM53 28H54V26H53ZM103 28H101V30H103ZM163 28V27H162ZM168 28V27H167ZM171 28V27H170ZM193 28V27H192ZM202 27H200L199 29H201ZM205 28V27H204ZM203 28V29H204ZM52 29V28H51ZM57 29V28H56ZM140 29V28H139ZM152 29V28H151ZM166 29V28H165ZM175 29V28H174ZM196 29V28H195ZM210 29V28H209ZM259 29V28H258ZM71 30H72V32H71ZM107 30H109V29H107ZM141 30H142V28H141ZM202 30V29H201ZM61 31H62V29H61ZM87 32V33H85L84 35H83V33L84 32ZM106 31V30H105ZM128 31H129V33H128ZM131 31V32H130ZM152 31V30H151ZM155 31V30H154ZM161 31V30H160ZM193 31V30H192ZM195 31V30H194ZM200 31V30H199ZM211 31V30H210ZM217 31V30H216ZM262 31V30H261ZM264 31V30H263ZM81 32H83V33H81ZM100 32V33H99ZM98 33H99V35L100 34H102L104 31H99ZM135 32V33H136ZM139 32H140V30H139ZM162 32V31H161ZM176 32V31H175ZM174 32V33H175ZM191 32V31H190ZM207 32V31H206ZM212 32H214V31H212ZM97 33V34H98ZM110 33V32H109ZM135 33H134V35H135ZM149 33V32H148ZM165 33V32H164ZM193 33V32H192ZM196 33V32H195ZM215 33V32H214ZM62 34H64V31H62ZM111 35H112V33H110ZM113 34V35H114ZM125 34H126V36H125ZM139 33H137V35H138ZM166 34V33H165ZM188 34V33H187ZM198 34V33H197ZM196 34V35H197ZM61 35V34H60ZM103 35H104V33H103ZM111 35H109V36H111ZM143 35V34H142ZM192 35V34H191ZM199 35V34H198ZM205 35H206V33H205ZM208 35V34H207ZM262 35H264V33L262 34ZM85 36V37H86ZM96 36V35H95ZM106 36V35H105ZM127 37V39H129L130 40V37ZM170 36V35H169ZM194 36V35H193ZM203 36H204V34H203ZM209 36V35H208ZM223 36H224V34H223ZM60 37V36H59ZM58 37V38H59ZM81 37V38H80ZM99 37V36H98ZM101 37V36H100ZM99 37V39H101ZM136 37V36H135ZM145 37V36H144ZM146 37H148V36H146ZM163 37H164V35H163ZM181 37V36H180ZM184 37H186V35H184ZM205 37V36H204ZM209 37H211V36H209ZM28 38V39H27ZM30 38L31 39H35V38H37V39H35L36 40V43L34 44V43H32L33 45L30 47L31 49H27V47L25 46V42H27L28 43V40H29V42H30ZM55 38V39H56ZM57 38V40H59ZM92 38V37H91ZM94 38V37H93ZM112 38V37H111ZM110 38V39H111ZM116 38H114V39H116ZM132 38V37H131ZM137 38V37H136ZM151 38V37H150ZM156 38V37H155ZM199 38V37H198ZM197 38V39H198ZM212 38V37H211ZM33 39V40H34ZM67 39V40H68ZM88 39H90V38H88ZM123 39H126V38H123ZM138 39V38H137ZM143 39V38H142ZM152 39V38H151ZM164 39V38H163ZM186 39H188V38H186ZM202 39V38H201ZM222 39H223V37H222ZM66 40V41H67ZM71 40V41H70ZM103 40H104V38H103ZM107 40V39H106ZM180 40H181V42H180ZM215 40V39H214ZM100 41V40H99ZM113 41V40H112ZM118 41V40H117ZM120 41V40H119ZM122 41V40H121ZM127 41V40H126ZM211 41H213V40H211ZM33 42V41H32ZM68 42V41H67ZM83 42V41H82ZM81 42V43H82ZM97 42V41H96ZM103 42H105V41H103ZM108 42V41H107ZM110 42V41H109ZM128 42V41H127ZM148 42V43H147ZM153 42V41H152ZM191 42V41H190ZM23 43V44H22ZM89 43V42H88ZM94 43V42H93ZM118 43V42H117ZM116 43V44H117ZM125 43V42H124ZM129 43V42H128ZM134 43H135V40H134ZM29 44V43H28ZM98 44V43H97ZM104 43H102V45H103ZM107 44V43H106ZM115 44V43H114ZM122 44V43H121ZM139 45H140V43H138ZM162 44V45H161ZM212 44V43H211ZM101 45V46H102ZM105 45V44H104ZM125 45V44H124ZM128 45V44H127ZM139 45H138V47H139ZM143 45V44H142ZM150 45H151V43H150ZM59 46V45H58ZM79 46V45H78ZM94 46H95V44H94ZM108 46H110V45H108ZM122 46V45H121ZM141 46V45H140ZM152 46H155L154 44L152 45ZM157 46H159V48L157 47ZM161 46V47H160ZM182 46V47H181ZM219 47L221 46V45H218ZM227 46H229V45H227ZM245 46V45H244ZM59 47V48H60ZM76 47V46H75ZM85 47V46H84ZM84 47H82V45H81V48H83L84 49ZM91 47H93V45L91 46ZM100 47V46H99ZM98 47V48H99ZM105 47V46H104ZM125 47H127V46H125ZM137 47V48H138ZM243 47V46H242ZM58 48V47H57ZM101 48H103V46L101 47ZM100 48V49H101ZM120 48V47H119ZM122 48V47H121ZM131 48V47H130ZM142 48V47H141ZM142 48V49H143ZM151 48H153L154 49V52H150V49ZM198 48V47H197ZM216 49H217V47H215ZM222 48H223V46H222ZM225 48V47H224ZM49 49H50V52H51V50L53 51L52 53H48V51H49ZM88 49V48H87ZM139 49V48H138ZM207 49H208V47H207ZM242 49V48H241ZM86 50V49H85ZM105 50V49H104ZM112 50V49H111ZM133 50V46H132V49H131V52H133L132 51ZM152 50V49H151ZM201 50H202V48H201ZM225 50V49H224ZM223 50V51H224ZM88 51V50H87ZM124 51V52H123ZM177 51V52H176ZM199 51V50H198ZM222 50H221V52H223ZM24 52H26V53H28L29 54V56L27 55V57L30 59V62L31 63H29L28 61H27V63L29 64H26V65H28V66H25V69L22 67V70H20L21 69V65H23L24 63V61L22 62L23 64H20V66L18 65V66H16L17 64H15L16 62V60L18 59L17 58V56L19 55H25L24 54ZM58 52V53H59ZM94 52H95V50H94ZM125 52H126V54H125ZM181 52H182V50H181ZM181 52H179V53H181ZM202 52V51H201ZM244 52V51H243ZM113 53H114V51H113ZM113 53H110V54H113ZM135 53H137L136 52V50H135ZM203 53V52H202ZM228 53V52H227ZM48 54H50V55H48ZM150 54H153V55H151L150 56ZM232 54V53H231ZM249 54V53H248ZM25 55V56H26ZM53 55V54H52ZM55 56V58H56V52H55V54H54ZM59 55H60V53H59ZM59 55H57L59 58L61 57V56H59ZM109 55V54H108ZM128 55H129V53H128ZM178 55V54H177ZM223 55H224V53H223ZM222 55V56H223ZM250 55V54H249ZM252 55V54H251ZM46 56H47V59H46ZM66 56V57H67ZM106 56V57H105ZM109 56H111V55H109ZM123 56H124V58H123ZM140 56H142V55H140ZM179 56V55H178ZM180 56H181V54H180ZM225 56H227V55H225ZM229 56V55H228ZM245 56H247V55H245ZM255 56V55H254ZM48 57H51V58H49L48 59ZM116 57V58H115ZM135 57V58H134ZM177 57V56H176ZM230 57L232 58V55H230ZM242 57H244V55L242 56ZM17 58V59H16ZM22 58V57H21ZM58 58V59H59ZM137 58V59H136ZM185 58V57H184ZM209 58V57H208ZM214 58H216V56L214 57ZM213 58V59H214ZM222 58H224V57H222ZM226 58V57H225ZM228 58V57H227ZM226 58V59H227ZM247 58V57H246ZM251 58V57H250ZM258 58H260V57H258ZM13 59V60H12ZM14 59H16V60H14ZM140 59H142V60H140ZM171 59H169V60H171ZM176 59V58H175ZM212 59V60H213ZM218 59H220V58H218ZM217 59V60H218ZM253 59V58H252ZM24 60H26V58L24 59ZM28 60V59H27ZM57 60V59H56ZM103 60H105V61H103ZM107 60V61H108ZM139 60V62H137ZM171 60V63L173 64V61ZM177 60V59H176ZM176 60H174L175 62H176ZM206 60H207V57H206ZM210 60V59H209ZM208 60V61H209ZM216 60V61H217ZM221 60V59H220ZM225 60V59H224ZM229 60V59H228ZM11 61H14L13 63L11 62ZM54 61H55V59H54ZM140 61H142L143 63H144V66L141 68L140 67V69H137L139 66H138V64H140ZM214 61V60H213ZM219 61V60H218ZM231 61H233V59H231ZM235 61V60H234ZM233 61V62H234ZM237 61V60H236ZM17 62H18V60H17ZM58 62V61H57ZM60 62V61H59ZM58 62V63H59ZM62 62V61H61ZM137 62V63H136ZM141 62V63H142ZM168 62H170V61H168ZM196 62V61H195ZM203 62V61H202ZM211 62V61H210ZM230 62V60L228 61V63ZM249 62H251V61H249ZM9 63L11 64L10 66H9ZM105 63H106V65H105ZM136 63V64H135ZM143 63H142V65H143ZM198 63V62H197ZM220 63L221 62H219V63H217V65L218 66H220ZM231 63V62H230ZM235 63V62H234ZM239 63V62H238ZM254 63V62H253ZM15 64V65H14ZM18 64H19V62H18ZM64 64V63H63ZM170 64V63H169ZM211 64V63H210ZM209 64V65H210ZM213 64V63H212ZM223 64H225V65H227L226 64V61H225V63H222V66H223ZM174 65L176 66V64L174 63ZM195 65V64H194ZM229 65V64H228ZM239 65V64H238ZM251 65L253 66V64H252V62H251ZM16 66V67H15ZM59 66V65H58ZM109 66V67H108ZM137 67L136 68V70L134 69V67ZM191 66H192V63H191ZM211 67L212 66H215V64L214 65H210ZM217 66V67H218ZM230 66V65H229ZM52 67V68H51ZM178 67V66H177ZM177 67H176V69H175V71L174 70H171V69H169V68H164V69H162V71H163V73L164 72H169L170 74H173L174 72H179L180 70V68L177 70ZM190 67V66H189ZM226 67V66H225ZM231 67V66H230ZM235 67H236V65H235ZM240 67V66H239ZM241 67H243V65L241 66ZM59 68V67H58ZM68 68V67H67ZM69 68H68V71L67 72H69L70 70H69ZM159 69V73H158V71H154V70H157V69ZM212 68H214V67H212ZM238 68V67H237ZM244 68V67H243ZM253 68V67H252ZM257 68V67H256ZM24 69V70H23ZM65 69H66V66H65ZM75 69V70H74ZM148 69H153L151 72H149L148 71ZM173 69H174V67H173ZM77 70V71H76ZM197 70H198V68H197ZM211 70V69H210ZM224 70V69H223ZM228 70V69H227ZM226 70V71H227ZM59 71H61V70H58V72ZM63 71H64V69H63ZM62 71V72H63ZM66 71V70H65ZM64 71V72H65ZM161 71V72H162ZM182 71V70H181ZM184 71V70H183ZM214 71V70H213ZM63 72V73H64ZM215 72V74H216V72L217 71H214ZM63 73H61V74H63ZM155 73L157 74L156 75V81H155V79H154V77H155ZM181 73V72H180ZM209 73H211L212 74V72L210 71ZM220 73V72H219ZM218 73V74H219ZM226 73V72H225ZM233 73V72H232ZM60 74V73H59ZM59 74L57 75V76H59ZM65 74V73H64ZM63 74V75H64ZM79 74V75H80ZM123 74H125V75H127L128 77L131 75L133 78V81H132V83H135V84H133V86L132 87H130V85H132V84H129V83H127L129 86H127L126 84H125V86L128 88V87H130V88H126L127 90L126 91H124L125 89L123 88V87H125L124 86V83H123V81H121L120 82V80H119V77H122L121 75H123ZM128 74H130V75H128ZM134 74V75H133ZM160 74V75H159ZM187 74H189V73H187ZM263 75H264V73H262ZM70 75V74H69ZM71 75V76H72ZM75 75V76H74ZM119 75V76H118ZM124 75V76H125ZM159 75V76H158ZM167 75V74H166ZM178 75V74H177ZM182 75V74H181ZM185 75V74H184ZM224 75V74H223ZM245 75V74H244ZM258 75V74H257ZM260 75V74H259ZM35 76V77H34ZM55 76V75H54ZM82 76V75H81ZM80 76V77H81ZM169 76V75H168ZM220 76V75H219ZM236 76V75H235ZM243 76V75H242ZM241 76V77H242ZM246 76V75H245ZM68 77V76H67ZM169 77H171V75L169 76ZM213 77H215V76H213ZM244 77V76H243ZM242 77V78H243ZM255 77H257V78H259L258 76H255ZM261 77V76H260ZM57 78V77H56ZM61 78H63L62 76H61ZM71 78V77H70ZM82 78H84V76L82 77ZM215 78H217V76L215 77ZM219 78V77H218ZM224 78V77H223ZM226 78V77H225ZM245 78V77H244ZM247 78V77H246ZM77 79V78H76ZM85 79V78H84ZM126 79V78H125ZM214 79V78H213ZM229 80H231L230 78H228ZM58 80V79H57ZM78 80V79H77ZM86 80H88V79H86ZM198 80V79H197ZM226 80V79H225ZM254 80V79H253ZM260 80V79H259ZM125 81V80H124ZM128 82L130 81V80H127ZM158 81H159V79H158ZM215 81V80H214ZM213 81V82H214ZM219 81V80H218ZM218 81H216L217 82V84H219L218 83ZM252 81V80H251ZM45 82H47L46 83V85H45ZM56 82V81H55ZM71 82H72V84H71ZM80 82V81H79ZM163 82H164V84H163ZM174 82V81H173ZM188 82V81H187ZM222 82V81H221ZM237 82V81H236ZM242 82H243V80H242ZM255 82H258V80L256 81V79H255ZM57 83L59 84V81H57ZM77 83V82H76ZM123 83V84H122ZM131 83V82H130ZM160 83V84H159ZM189 83V82H188ZM225 83V82H224ZM239 83H240V80H239ZM244 83V82H243ZM251 83V82H250ZM56 84V83H55ZM213 84V83H212ZM234 84H237V83H234ZM252 84V83H251ZM80 85V84H79ZM122 85V86H121ZM135 85V86H134ZM189 85V84H188ZM232 85V87L234 86L233 85V83L231 84ZM230 85V86H231ZM240 85V84H239ZM244 85H246V83H244ZM205 86V85H204ZM224 86V84H221V87H223ZM226 86V85H225ZM236 86V85H235ZM247 86V85H246ZM245 86V87H246ZM48 87V86H47ZM52 87V86H51ZM78 87V86H77ZM82 86H80V88H81ZM122 87V88H121ZM237 87V86H236ZM49 88V87H48ZM70 88V89H69ZM76 88V87H75ZM137 90H136V89ZM174 88V87H173ZM230 88V87H229ZM229 88H228V90H229ZM239 88V87H238ZM69 89V91H67ZM89 89H91V90H89ZM129 89H130V93H129ZM165 89V90H164ZM169 89V88H168ZM221 89V88H220ZM233 91H235V87H233ZM50 90V89H49ZM71 90V91H70ZM136 90V92H133V93H131V91H135ZM246 90V89H245ZM248 90V89H247ZM232 91V90H231ZM69 93V95L70 96H68L67 94ZM73 92V91H72ZM75 92H76V90H75ZM82 92V91H81ZM176 92V91H175ZM221 92H222V90H221ZM224 92H225V90H224ZM240 92H242V91H240ZM66 95H65V94ZM85 93V92H84ZM97 94V95H95V94ZM127 93V94H126ZM223 93V92H222ZM229 93H231V92H229ZM77 94V93H76ZM89 94V95H88ZM232 94V93H231ZM241 94V93H240ZM81 95V94H80ZM128 96L129 95V97H131L129 100L128 99H125L124 101H122V99L124 98V96ZM228 95V94H227ZM230 95V94H229ZM233 95V94H232ZM125 96V97H126ZM223 96V95H222ZM247 96V95H246ZM69 97H71V98H73L72 100L71 99H69ZM85 97V96H84ZM173 97V96H172ZM180 97V96H179ZM178 97V98H179ZM244 97V96H243ZM128 98V97H127ZM165 98V97H164ZM177 98V97H176ZM228 98H229V96H228ZM240 98H242V95L240 96ZM78 99H75L76 101L78 100ZM168 99H169V97H168ZM167 99V100H168ZM182 99V98H181ZM244 99V98H243ZM176 101L175 102H177V99H175ZM239 100V99H238ZM67 101H70V102H68L69 104H67ZM79 101V100H78ZM77 101V103H80L81 101H79L78 102ZM125 101H127L128 103H126ZM132 101V102H131ZM159 101H161V102H159ZM166 101V100H165ZM172 101V100H171ZM74 102V101H73ZM73 102H72V104H73ZM123 102V103H122ZM130 102V103H129ZM153 102V103H152ZM211 102V101H210ZM241 102H242V100H241ZM77 103H74V104H77ZM160 103V104H159ZM174 103V102H173ZM178 103H180V102H178ZM67 104V105H66ZM127 104H130V105H128V106H126ZM147 104H150V105H147ZM157 104H155L156 106H157ZM148 106V108L146 109V107L145 106ZM154 105V106H155ZM177 105V104H176ZM179 105H181V104H179ZM198 105V104H197ZM73 107L75 106V105H72ZM154 106H152L153 107V109L156 107H154ZM205 106V105H204ZM72 107V108H73ZM160 108H161V106H159ZM168 107V106H167ZM71 108V107H70ZM163 108V107H162ZM165 108V107H164ZM176 108H178V107H176ZM183 107L181 106V109H182ZM62 109V110H61ZM74 109V108H73ZM77 109H78V107H77ZM151 109V107L149 108V110ZM152 109V110H153ZM158 109V112L159 113H165V112H162V109L159 111V108H157ZM157 109H154V111H155V113L157 112ZM167 109V108H166ZM171 109V108H170ZM173 109V108H172ZM208 109V108H207ZM206 108H205V111L207 110ZM66 110V111H65ZM176 110V109H175ZM64 111V112H63ZM69 111V112H68ZM76 111V110H75ZM74 111V112H75ZM194 111V110H193ZM197 111H199V110H197ZM205 111H202V113L204 114V112ZM143 112V113H142ZM152 112V111H151ZM157 112V113H158ZM177 112V111H176ZM182 112V111H181ZM201 112V110L199 111V113ZM208 112H209V114H208ZM210 112H212V111H207V113H205V114H208V116L209 115H213V113L211 114ZM68 113H69V115H68ZM142 113V114H141ZM154 113V114H155ZM197 113V112H196ZM201 113V114H202ZM215 113V112H214ZM145 114H147V116L145 117ZM152 114V113H151ZM160 114V115H161ZM168 114V116H169V113L167 112L166 113V115ZM184 114V113H183ZM188 114V113H187ZM193 114V113H192ZM200 114V115H201ZM75 116V121H72V123H71V121L70 122H68L67 123V118L66 117H71V119H73V117ZM172 115V114H171ZM171 115L169 116V117H171ZM195 115V114H194ZM199 114L197 113L196 114V116H198ZM58 116H59V119L56 121H54L57 125H53V122H52V120H54V117H57L58 118ZM73 116V117H72ZM173 116H175V115H173ZM172 116V117H173ZM186 116V115H185ZM202 116H204V115H202ZM201 116V117H202ZM66 119H65V118ZM145 117V118H144ZM155 117H157V116H155ZM171 117V118H172ZM176 117V116H175ZM179 117H182L181 115L179 116ZM198 117H200V116H198ZM198 117H196V118H198ZM205 117V116H204ZM162 118V117H161ZM70 119V118H69ZM145 119V120H144ZM155 119V118H154ZM153 119V120H154ZM157 119V118H156ZM174 119V118H173ZM195 119V118H194ZM164 120V119H163ZM211 120H212V118H211ZM148 121V120H147ZM155 121V120H154ZM169 121H172V120H169ZM174 121H175V119H174ZM173 121V122H174ZM51 122H52V124H51ZM65 122V123H64ZM158 123H159V120L157 121ZM162 122V121H161ZM160 122V123H161ZM191 122V121H190ZM212 122V121H211ZM135 123H136V125H135ZM154 123V122H153ZM159 123V124H160ZM167 123H169V122H167ZM191 123H193V122H191ZM58 124H59V126H58ZM147 124V123H146ZM150 124V123H149ZM148 124V125H149ZM164 124V123H163ZM218 124V123H217ZM60 125H61V127H60ZM156 124L154 123V126H155ZM171 125V124H170ZM219 125V124H218ZM144 126V125H143ZM151 126V125H150ZM153 126V125H152ZM151 126V127H152ZM158 126V125H157ZM215 126V125H214ZM57 127H58V129H57ZM60 127V128H59ZM139 127H137V129L139 128ZM166 127V126H165ZM192 127V126H191ZM216 127H217V125H216ZM216 127H214V129L216 128ZM219 127V126H218ZM142 128V127H141ZM140 128V129H141ZM154 128V127H153ZM155 128H157V127H155ZM161 128V127H160ZM160 128H158V130L157 131H159V129ZM174 128V127H173ZM172 128V129H173ZM180 128V127H179ZM193 128V127H192ZM191 128V129H192ZM57 129V130H56ZM165 128H161V130H163V132L165 131L164 130ZM200 129V128H199ZM217 129V128H216ZM215 129V130H216ZM218 129H220V128H218ZM143 130V129H142ZM185 130V129H184ZM183 130V131H184ZM188 130V129H187ZM214 130V134L216 135V131ZM140 131V130H139ZM147 131V130H146ZM168 130H167V128H166V132H167ZM198 131V130H197ZM196 131V132H197ZM219 131V130H218ZM217 131V134L218 135H220V132H218ZM66 132V133H65ZM70 133L71 135H69L71 138H69V136H66L68 133ZM98 132V133H97ZM122 132V133H121ZM137 132H138V130H137ZM156 132V131H155ZM162 132V131H161ZM174 132V131H173ZM188 132V131H187ZM195 132V131H194ZM199 132V131H198ZM94 133H96V134H94ZM103 133V132H102ZM106 133V132H105ZM110 133V134H111ZM139 133V132H138ZM141 133V132H140ZM160 133V132H159ZM165 133V132H164ZM177 133V132H176ZM204 133V132H203ZM213 133V132H212ZM117 134H119V133H117ZM142 134V133H141ZM147 134V133H146ZM169 134V133H168ZM168 134H167V136H168ZM178 134V133H177ZM188 134V133H187ZM200 134V133H199ZM198 134V135H199ZM235 134V133H234ZM234 134H233V136H234ZM91 135L93 136V137H91ZM95 135H97V136H95ZM102 135V134H101ZM160 135V134H159ZM161 135H163V134H161ZM180 135V134H179ZM186 135V134H185ZM185 135H184V137L183 138H180L181 139V141H182V139H184L185 138ZM204 135V134H203ZM215 135H211L210 137L212 138V140H210L211 138L209 137V140H210V142L211 141H213V140H215V139H218L221 143V146L223 145L222 143H223V141H221L219 138H216V136ZM217 135V136H218ZM236 135V134H235ZM90 136V137H89ZM158 136V135H157ZM172 135H170V137H171ZM188 136V135H187ZM201 136V135H200ZM199 136V137H200ZM214 136H215V139H214ZM233 136L231 137L230 136V139H232L233 138ZM66 137V138H65ZM68 137V138H67ZM89 137V139L87 140L86 138H88ZM102 137H103V139H104V136L102 135ZM102 137L100 136V139H101V142H102ZM176 137H177V135H176ZM206 137V136H205ZM93 138V139H94ZM107 138V137H106ZM160 138H162V137H160ZM168 138V137H167ZM174 138V137H173ZM178 138H179V136H178ZM64 139H65V141H66V139H68L69 141H64ZM92 139V140H93ZM99 139V138H98ZM98 139L96 140V141H98ZM171 139V138H170ZM176 140H173L174 141V146H175V141H177V138H175ZM179 139V140H180ZM188 139V138H187ZM190 139V138H189ZM29 140V141H28ZM55 140H56V143H55ZM64 141L66 144H69V143H71V144H69L70 145V147L69 148H71L70 150H68L67 149V151H66V149H65V151L66 152H64V155H60L59 156V154H58V158L57 157H55V161L57 162H54V163H56V166H54L53 164H49L50 166L52 165L53 167V171H55V170H60V171H58V172H56L55 171V173L57 174L58 173V175H61V176H57V178H54V179H49V180H47V181H45L44 179V177L45 176H43L42 174H40V173H42V172H40V168L42 169V167L44 168V166L45 165H43V163L41 162L40 163V160L41 159H43L44 157V155H46L47 156V154H49V151L51 150V152L53 153V150H52V146H53V144L55 145V144H57L56 145V147L58 146V147H61L62 146V143L61 142H59V141ZM70 140H71V142H70ZM109 140V139H108ZM118 140V139H117ZM143 140L145 141V139L143 138ZM149 140H150V138H149ZM153 140V139H152ZM165 140H166V138H165ZM185 140V139H184ZM196 140V139H195ZM203 140H205V139H202V141ZM218 140H216V141H218ZM100 141V140H99ZM107 141V140H106ZM148 141V140H147ZM157 141V140H156ZM189 141V140H188ZM187 140H186V142H188ZM69 142V143H68ZM121 142V143H122ZM152 142V141H151ZM159 142H160V140H159ZM161 142H163V140H161ZM191 142V141H190ZM195 142V141H194ZM200 142V141H199ZM198 142V143H199ZM209 142V144H211ZM59 143H61V144H59ZM65 143H63L64 144V148H65ZM91 143V144H90ZM108 143V142H107ZM112 143V142H111ZM115 143V142H114ZM113 143V144H114ZM157 143V142H156ZM164 143V142H163ZM162 143V144H163ZM173 143V142H172ZM178 143V142H177ZM196 143H197V140H196ZM204 143V145H205V147H206V144H208V140L206 139V142H203ZM203 143H200V144H197V146H193L194 144L193 143H190V145L192 144V146L197 150H194L193 151V147H189V149L191 150V148H192V150H191V153L192 154H189V156L187 155L188 153H189V149H188V153H183V152H179V150H177L178 152H179V154L181 153L182 155L184 154L186 157H189V161H190V159L192 160H194L195 159V161L198 159L199 160V155L201 156L204 152H206V153H209L208 152V148L207 149H205L204 150V145H202ZM206 143V144H205ZM216 143V142H215ZM239 143V142H238ZM59 144V145H58ZM97 144V146H94V147H96L95 148V150L94 151H91V149L93 148L92 146L93 145H96ZM168 143H166V145H167ZM170 144V143H169ZM184 144H185V142H184ZM208 144V145H209ZM61 145V146H60ZM102 145V144H101ZM119 145H121V144H119ZM118 145V146H119ZM171 146H173L172 144H170ZM169 145V146H170ZM177 145V144H176ZM181 145V144H180ZM189 145V146H190ZM211 145H213L212 146V148L213 147H215V145H216V147H217V144H211ZM242 145V144H241ZM67 146H66V148H67ZM112 146V145H111ZM155 146V145H154ZM165 146V145H164ZM178 146V145H177ZM188 146V145H187ZM210 146V145H209ZM250 146V145H249ZM53 147H55V146H53ZM55 147V148H56ZM102 147H103V145H102ZM141 147V146H140ZM148 147V146H147ZM160 147V146H159ZM168 147V146H167ZM182 147V146H181ZM198 147V148H197ZM211 147V146H210ZM219 147V146H218ZM222 147H225L224 145L222 146ZM240 147V146H239ZM243 147H244V145H243ZM54 148V149H55ZM63 147H61V149H62ZM101 148V147H100ZM106 148V147H105ZM115 148V147H114ZM121 148V147H120ZM123 148V147H122ZM150 148V147H149ZM172 148V147H171ZM187 147H182V149H180L181 151L184 149V151H186L187 152V150H185ZM220 148V147H219ZM249 148V147H248ZM247 148V149H248ZM60 148H57V151L59 150ZM60 149V150H61ZM103 149V148H102ZM138 149H140V148H138ZM141 149H142V147H141ZM145 149V148H144ZM143 149V150H144ZM157 149V148H156ZM156 149H154V150H156ZM162 149H165V147H163V148H161V150ZM170 149V148H169ZM178 149H179V147H178ZM240 149H242V150H244L243 148H241L240 147ZM251 149V148H250ZM250 149L249 150H247V151H250ZM100 150V149H99ZM151 150V149H150ZM149 150V151H150ZM152 150H153V148H152ZM152 150L150 151V153L152 152ZM159 150H160V148H159ZM207 150V151H206ZM209 150H211V148H209ZM213 150V152H214V148L212 149ZM211 150V151H212ZM223 150H224V148H223ZM252 150V149H251ZM56 151V149L54 150V152ZM96 151V152H95ZM105 151V150H104ZM138 151H141V150H138ZM172 151V150H171ZM174 151L175 152H177L176 151V147L174 148ZM210 151V152H211ZM216 151H217V149H216ZM215 151V152H216ZM59 152V151H58ZM63 152V151H62ZM94 152H95V154H94ZM102 152V151H101ZM112 152H114V151H112ZM111 152V153H112ZM119 152V151H118ZM122 152V151H121ZM161 152V151H160ZM174 152V154H176ZM194 152V153H193ZM244 152H246V150H244ZM139 153V152H138ZM144 153H146V154H144ZM143 154L145 155L144 157H143V160L145 159H147L148 161H150L151 159L149 158L148 159V156H149V154H148V151H146V152H144ZM152 153H154V152H152ZM206 153H205V155H206ZM217 153H218V151H217ZM246 153H248V152H246ZM251 154H253L252 152H250ZM56 154V153H55ZM61 154V153H60ZM63 154V153H62ZM66 154V155H65ZM87 154V155H86ZM106 154V153H105ZM105 154H103L104 156H105ZM113 154V153H112ZM116 153L114 152V155H115ZM141 154V153H140ZM142 154V155H143ZM148 154V156H146ZM156 154V153H155ZM160 154V153H159ZM164 154V153H163ZM172 154V153H171ZM210 154V153H209ZM216 154V153H215ZM213 155V154H211V157H212V160L213 159H216L217 157H216V155ZM240 154V153H239ZM250 154V155H251ZM100 155H101V158H102V154L100 153ZM108 155V156H107ZM107 155H106V157H105V166H106V169H108L109 168V170H107V172L108 171H110V172H112V170H113V166H114V168H115V165H113V163H112V160L110 161V159H112V158H110V159H108V157H109V154L107 153ZM111 155V154H110ZM154 155V154H153ZM183 155V156H184ZM213 155V156H212ZM243 154H241V156H242ZM248 155H249V153H248ZM249 155V156H250ZM255 155V154H254ZM54 156H56V155H54ZM53 156V157H54ZM62 156V157H61ZM64 156V157H63ZM93 156H90V157H93ZM125 156V155H124ZM133 156V157H132ZM151 157H152V155H150ZM166 156V155H165ZM173 156V155H172ZM171 156V157H172ZM174 156H176V155H174ZM184 156V157H185ZM207 156L209 157V155L207 154ZM218 156V155H217ZM115 157V156H114ZM117 157V156H116ZM142 157V156H141ZM160 157H161V155H160ZM164 157V156H163ZM162 157V158H163ZM169 157V156H168ZM181 157V156H180ZM202 157H204V156H202ZM211 157H209V158H211ZM215 157V158H214ZM251 157H252V155H251ZM46 158V157H45ZM85 158V159H84ZM98 159V156L97 157H94V161L96 162V160L95 159ZM100 158V159H101ZM254 158V157H253ZM258 158V157H257ZM47 159V158H46ZM52 159V158H51ZM54 159V158H53ZM91 159V158H90ZM89 159V160H90ZM104 159V158H103ZM114 159V158H113ZM156 159V158H155ZM154 159V160H155ZM174 159H175V157H174ZM183 159V158H182ZM187 159V158H186ZM201 159V158H200ZM218 159V158H217ZM216 159V160H217ZM251 159V158H250ZM48 160V159H47ZM50 160V159H49ZM48 160V161H49ZM86 160V161H85ZM99 160V159H98ZM102 160V159H101ZM117 160H118V158H117ZM125 160V159H124ZM142 160V159H141ZM141 161V162H143V163H141L142 165L144 164V161ZM168 160V159H167ZM188 160V159H187ZM197 160V161H198ZM210 160V159H209ZM216 160H213V163H215L216 162ZM114 161H116V160H114ZM113 161V162H114ZM148 161L146 162L147 164L145 165H140V163H139V160H138V163H139V165L140 166H142V168H144V169H142V170H140V171H142V173L141 174H138V173H136V175L134 176H130V177H128V181H125L126 179H124V181L126 182H124L125 184H124V186H125V188H127V189H125L126 191V195H127V197L128 198H132V201H133V197H135V195L137 194L138 195V198H139V196H142L141 194L144 192L143 191V189H144V187L146 186V185H148L147 184V182L149 183V181H147V180H151V178L149 179V177H148V174L149 175H152L153 173H152V171H150V170H152V169H149L150 167H148L149 165H148ZM180 161V160H179ZM202 161V160H201ZM204 161V160H203ZM215 161V162H214ZM218 161H219V159H218ZM217 161V162H218ZM51 162L53 163V161L51 160ZM50 162V163H51ZM83 162H86V163H84L83 164ZM95 162H93V163H95ZM99 162V161H98ZM116 162H118V161H116ZM127 162V161H126ZM152 163H153V161H151ZM150 162V164L152 165V163ZM183 162H184V160H183ZM186 162V161H185ZM209 162H212V161H209ZM254 162V161H253ZM46 163H48V162H46ZM90 163H91V160H90V162H88V165L87 166H89L90 165ZM92 163V164H93ZM108 163V164H107ZM161 163V162H160ZM170 163V162H169ZM198 163H200V161L198 162ZM197 163V164H198ZM204 163V162H203ZM212 163V165H214ZM97 164L98 163H96V168L98 167L97 166ZM102 164V163H101ZM107 164V165H106ZM186 164V163H185ZM192 164V163H191ZM194 164H196V163H194ZM41 165H43L42 167H41ZM46 165H48V164H46ZM94 165V164H93ZM103 165V164H102ZM113 165V166H112ZM118 165V164H117ZM116 165V169H114V170H117L118 168V166ZM122 165V164H121ZM120 165V166H121ZM135 165V164H134ZM138 165V164H137ZM168 165V164H167ZM176 165V164H175ZM188 165H189V163H188ZM198 165H200V164H198ZM218 165V164H217ZM232 165V164H231ZM50 166H48V167H50ZM100 166V165H99ZM104 166V165H103ZM109 166V167H108ZM111 166V167H110ZM136 166V165H135ZM135 166H134V168H135ZM148 168H147V167ZM153 166V165H152ZM170 166H172V164L170 165ZM182 166V165H181ZM192 166V165H191ZM202 166V165H201ZM209 166V165H208ZM219 166V165H218ZM218 166H216V167H218ZM108 167V168H107ZM154 167V166H153ZM162 167V166H161ZM184 167V166H183ZM195 167V166H194ZM197 167V166H196ZM202 167H204V166H202ZM214 167V166H213ZM213 167L211 168V166H210V168L211 169H213ZM18 168H22V170L21 169H18ZM38 168H39V170H38ZM52 168H51V170H52ZM66 168H68V170L66 169ZM101 168H102V166H101ZM120 168V167H119ZM133 168V167H132ZM158 168H160V167H158ZM174 168V167H173ZM176 168V167H175ZM180 168V167H179ZM179 168H178V170H179ZM193 168V167H192ZM192 168L191 169H189L188 170V172H187V174L189 175V177H190V179L188 178V177H186V178H188L189 180V182H190V184L188 183V185H189V187H185L183 184H182V182H180V184L182 185V189H183V187H185V191H184V193L187 195V193L186 192H188L189 191V189H192L193 191H195L194 189L195 188H191V187H193L194 186V184L196 185V184H198L199 182H197V181H195V180H193V175H194V173H191V172H194L193 170H192ZM208 169H209V167H207ZM220 168V167H219ZM230 168V167H229ZM19 170V172H21L22 173V171H25V173H31L30 175L29 174H25L24 176L21 174L20 175V173L19 172H17L18 170ZM48 169V168H47ZM91 169V170H90ZM123 169V168H122ZM157 169V168H156ZM188 169V168H187ZM218 169V168H217ZM228 169V168H227ZM4 170L5 171H0V172H2V173H0V177H1V174H2V176H5L6 174L4 173V172H6V168H4ZM17 170V171H16ZM66 172H65V171ZM72 170H75V171H73L74 173H75V175L73 174V172H71ZM101 170H103V171H101V172H99V173H102V172H104V170H105V167L104 168H102ZM130 170H131V168H130ZM135 170V169H134ZM162 170V169H161ZM164 170V169H163ZM186 170V169H185ZM190 170H192L191 172H190ZM220 170V169H219ZM222 170V169H221ZM14 171H16L17 173H19V174H17V173H15ZM39 171V172H38ZM45 171V170H44ZM53 171H52V174H53ZM90 171V172H89ZM97 171H98V169H97ZM100 171V170H99ZM132 171H133V169H132ZM160 171V170H159ZM166 172L165 173H167V171H168V169H166L165 170ZM170 171V170H169ZM213 171H214V169H213ZM212 171V172H213ZM218 171V170H217ZM224 171V170H223ZM227 171V170H226ZM257 171V170H256ZM14 173V174H11V173ZM51 172V171H50ZM60 172V173H59ZM69 172H71V174H69ZM109 172V173H110ZM114 172V171H113ZM112 172V173H113ZM122 172V171H121ZM124 172V171H123ZM154 172V171H153ZM161 172V171H160ZM163 172V171H162ZM179 172V171H178ZM184 172V171H183ZM182 172V173H183ZM191 174H190V173ZM208 172H210V171H208ZM215 172V171H214ZM24 173V172H23ZM98 173V174H99ZM117 174H118V172H116ZM127 174L129 173V171H127L126 172ZM158 173V172H157ZM171 173V172H170ZM184 173H186V172H184ZM184 173H183V175H184ZM196 173V172H195ZM211 173V172H210ZM217 173V172H216ZM215 173V174H216ZM222 174H223V172H221ZM225 173V172H224ZM18 175L17 176V178H19V180L16 178V176L15 175ZM103 174V173H102ZM102 174H101V176H102ZM106 174V173H105ZM105 174H104V176H105ZM130 174V173H129ZM138 174V175H137ZM164 174V173H163ZM167 174H169V172L167 173ZM218 174H219V172H218ZM230 174V173H229ZM257 174V173H256ZM14 175V176H13ZM55 175V174H54ZM89 175V174H88ZM90 175H92V172L90 173ZM89 175V176H90ZM106 175H109V174H106ZM119 175V174H118ZM126 175V174H125ZM155 175V174H154ZM157 175V174H156ZM161 175V174H160ZM165 175V174H164ZM196 175V174H195ZM194 175V176H195ZM238 175V174H237ZM262 175H264V174H262ZM9 176V175H8ZM87 177V179H85L86 177ZM100 176V175H99ZM104 176H102V178L104 177ZM129 176V175H128ZM167 176H169V175H167ZM171 176H174V175H171ZM185 176H187V175H185ZM210 176H211V178H212V180H213V176L210 174ZM223 176V175H222ZM7 177V176H6ZM59 177V178H58ZM85 177V178H84ZM113 177V176H112ZM150 177H153V176H150ZM156 177H158V176H156ZM170 177V176H169ZM168 177V178H169ZM184 177V176H183ZM197 177V176H196ZM216 177V176H215ZM221 177V176H220ZM227 177V176H226ZM235 177V176H234ZM4 178V177H3ZM15 178L17 179V180H15ZM148 178V179H147ZM173 178V177H172ZM261 178V177H260ZM259 178V179H260ZM8 179H10V178H8ZM8 179H6V180H8ZM44 181H43V180ZM106 179H108V178H106ZM111 179H113V178H111ZM120 179V178H119ZM197 179V178H196ZM110 180V179H109ZM159 180V179H158ZM176 180H177V178H176ZM183 180V179H182ZM219 180H220V178H219ZM232 180H233V178H232ZM23 181V182H22ZM108 181V180H107ZM120 181H122V180H120ZM119 181V182H120ZM152 181V180H151ZM172 181H173V179H172ZM187 181V180H186ZM216 181V180H215ZM96 182H98V183H96ZM102 182V181H101ZM105 182V181H104ZM196 182V183H195ZM218 182V181H217ZM239 182V181H238ZM260 182H263V180H261ZM2 183H3V181H2ZM91 183H92V181H91ZM91 183H89V184H91ZM146 183V184H145ZM151 183V182H150ZM178 183V182H177ZM215 184H216V182H214ZM226 183V182H225ZM228 183V182H227ZM233 183V182H232ZM9 184V185H8ZM84 184H85V186H84ZM88 183H87V186L89 185ZM120 184V183H119ZM167 184V183H166ZM193 184V185H192ZM213 184V183H212ZM261 184H263V183H261ZM102 185V184H101ZM155 185V184H154ZM160 185V184H159ZM170 185V184H169ZM174 185V184H173ZM178 185V184H177ZM192 185V186H191ZM217 185V184H216ZM228 186H229V184H227ZM226 185V186H227ZM231 185H233V184H231ZM230 185V186H231ZM123 186V187H124ZM158 186V185H157ZM167 186V185H166ZM200 186V185H199ZM213 186H215V185H213ZM264 186V185H263ZM90 187V186H89ZM116 187H117V183H116ZM150 187V186H149ZM159 187V186H158ZM181 187V186H180ZM202 187V186H201ZM219 187V186H218ZM243 187V186H242ZM114 188V187H113ZM113 188H110V189H113ZM146 189H147V187H145ZM157 188V187H156ZM200 188V187H199ZM215 188H216V186H215ZM238 188V187H237ZM116 189V188H115ZM149 189V188H148ZM151 189H152V187H151ZM159 188H157V190H158ZM161 189V188H160ZM174 189V188H173ZM179 189V188H178ZM202 189V188H201ZM205 189V188H204ZM252 189V188H251ZM250 189V190H251ZM264 189V188H263ZM106 190V191H105ZM124 190V189H123ZM145 190V189H144ZM167 190H169V189H167ZM181 190V189H180ZM197 190V189H196ZM213 190V189H212ZM227 190H229V188H227ZM254 190V189H253ZM90 191V192H89ZM105 191V192H104ZM141 191H142V193H141ZM150 191V190H149ZM148 191V192H149ZM154 191V190H153ZM193 191H192V193H193ZM242 191V190H241ZM240 191V192H241ZM245 191V190H244ZM86 192H88L87 194H86ZM114 192H116V191H114ZM150 192H152V191H150ZM90 193V194H89ZM94 193H96V195L94 196ZM119 193V192H118ZM145 193H146V190H145ZM156 193V192H155ZM164 193V192H163ZM168 193V192H167ZM183 193V191L181 192V194ZM184 193H183V195H184ZM206 193V192H205ZM210 193V192H209ZM227 193H229V191H227ZM256 193V192H255ZM255 193L253 194V193H251V194H253L252 196H250V198L248 199L249 201L251 200V202H253L254 201V203L256 202V201H258V199L257 198H259V195H258V193H256V195H255ZM93 196H92V195ZM140 194V195H139ZM148 194V193H147ZM191 194V193H190ZM195 194H196V191L194 192V194H192V197H193V200L195 199V201H196V198L194 197L195 196ZM221 194V193H220ZM224 194V193H223ZM231 194H233V192H231L230 193V196H231ZM250 194V193H249ZM136 195V196H137ZM170 195V194H169ZM177 195V194H176ZM194 195V196H193ZM198 195V194H197ZM205 195V194H204ZM203 195V196H204ZM210 195V194H209ZM213 195V194H212ZM211 195V196H212ZM222 195V194H221ZM221 195H219V193H217V196H216V199H214V200H216L215 201V203L217 202V197H218V199L220 200V196ZM93 197L92 198V200H91V197ZM133 196V197H132ZM144 196H145V194H144ZM148 195H146V197H147ZM189 196V195H188ZM202 196V195H201ZM255 196V197H254ZM89 197H90V199H89ZM126 197V198H127ZM150 197V196H149ZM154 197V196H153ZM176 197V196H175ZM214 197V196H213ZM257 197V198H256ZM125 198V197H124ZM124 198H122V199H124ZM162 198V197H161ZM181 198V197H180ZM179 198V199H180ZM248 198V197H247ZM256 198V199H255ZM117 199V198H116ZM137 199V198H136ZM150 199V198H149ZM172 199V198H171ZM182 199V198H181ZM181 199H180V201H181ZM184 199V198H183ZM186 199H187V197H186ZM188 199H190V198H188ZM187 199V200H188ZM260 199V198H259ZM90 200V201H89ZM119 200V199H118ZM121 200V199H120ZM127 200V199H126ZM201 199H199V201H200ZM203 200H204V197H203ZM202 200V201H203ZM210 200V199H209ZM129 201V200H128ZM134 201H136V200H134ZM151 201V200H150ZM166 201H167V199H166ZM191 201V200H190ZM189 201V202H190ZM204 201H206V200H204ZM220 201H222V200H220ZM86 202V203H85ZM118 202V201H117ZM122 202V201H121ZM121 202H120V204L118 205L119 207L120 206H122L121 205ZM137 202V201H136ZM163 202V201H162ZM170 202H171V200H170ZM175 202V201H174ZM183 202V201H182ZM188 202V201H187ZM208 202V201H207ZM206 202V203H207ZM219 202V201H218ZM260 202V201H259ZM85 203V204H84ZM114 203V202H113ZM112 203V204H113ZM154 203V202H153ZM185 203V202H184ZM195 203V202H194ZM210 203V202H209ZM258 203V202H257ZM140 204H141V202H140ZM149 204V203H148ZM160 204V203H159ZM177 204V203H176ZM204 204V203H203ZM259 204V203H258ZM108 205V204H107ZM146 205H147V203H146ZM178 205V204H177ZM183 205V204H182ZM185 205V204H184ZM183 205V206H184ZM205 205H207V204H205ZM88 206V205H87ZM90 206H88L89 208H90ZM116 206H117V203H116ZM117 206V207H118ZM126 206H127V204H126ZM129 206V205H128ZM140 206V205H139ZM153 206V205H152ZM157 206H159V205H157ZM175 206V205H174ZM180 206V205H179ZM193 206V205H192ZM113 207V206H112ZM111 207V208H112ZM114 207H115V205H114ZM113 207V208H114ZM118 207V208H119ZM124 207V206H123ZM131 207L132 206H130L129 208L131 209ZM155 207H156V205H155ZM164 207V206H163ZM176 207V206H175ZM185 207H187V206H185ZM135 208V207H134ZM139 208V207H138ZM162 208V207H161ZM179 208V207H178ZM85 211L84 213H83V210ZM93 209V208H92ZM99 209V208H98ZM100 209H101V211H102V208L100 207ZM107 208L105 207V210H106ZM120 209H122V208H120ZM119 209V210H120ZM144 209V208H143ZM183 209V208H182ZM182 209H181V211H182ZM187 209V208H186ZM190 209V208H189ZM192 209V208H191ZM190 209V210H191ZM195 209V208H194ZM91 210V209H90ZM112 210V209H111ZM116 210V209H115ZM127 210H128V208H127ZM133 209H131V213L133 212L132 211ZM150 210H152V209H150ZM162 210V209H161ZM160 210V211H161ZM167 210H168V208H167ZM190 210H189V212H190ZM210 210V209H209ZM82 211V212H81ZM98 211V210H97ZM109 211V210H108ZM154 211V210H153ZM172 211H173V209H172ZM180 211V210H179ZM193 211V210H192ZM208 211V210H207ZM125 212V211H124ZM177 212H178V210H177ZM186 212V211H185ZM103 213V212H102ZM109 213V212H108ZM121 213V212H120ZM128 213H129V210H128ZM134 213V212H133ZM144 213V212H143ZM166 213V212H165ZM181 213V212H180ZM197 213V212H196ZM92 214V213H91ZM105 214V213H104ZM107 214V213H106ZM112 214V213H111ZM150 214V213H149ZM148 214V215H149ZM192 214V213H191ZM195 214V213H194ZM94 215V214H93ZM125 215V214H124ZM128 215H130V213L128 214ZM133 215V214H132ZM135 215V214H134ZM152 215H153V213H152ZM161 215V214H160ZM166 215H168V214H166ZM176 215V214H175ZM13 216H15L14 218H12ZM92 216V215H91ZM95 216V215H94ZM100 216V215H99ZM106 216V215H105ZM109 216V215H108ZM111 216V215H110ZM110 216L107 218V219H109L110 218ZM126 216V215H125ZM125 216H124V218H125ZM138 216V215H137ZM179 216V215H178ZM181 216V215H180ZM191 216V215H190ZM101 217H102V215H101ZM107 217V216H106ZM116 217V216H115ZM114 217V218H115ZM127 217V216H126ZM129 217V216H128ZM140 217V216H139ZM188 217V216H187ZM103 218H104V216H103ZM112 219H113V217H111ZM141 218V217H140ZM151 218V217H150ZM150 218H148V219H150ZM168 218H170V217H168ZM191 218V217H190ZM208 218V217H207ZM13 219H14V223H15V226L13 225L14 223H13ZM88 219V220H87ZM105 219V218H104ZM104 219H102V221L104 220ZM120 219V218H119ZM128 219V218H127ZM130 219V218H129ZM132 219V218H131ZM142 219V218H141ZM163 219H165V217L163 218ZM172 219V218H171ZM175 219H176V217H175ZM181 219H184V218H181ZM187 219V218H186ZM189 219V218H188ZM5 220L8 222H5ZM100 220H101V218H100ZM99 220V221H100ZM153 220V219H152ZM167 220V219H166ZM91 223H90V222ZM98 221V220H97ZM102 221H100V222H102ZM115 221H116V219H115ZM118 221H121V219L120 220H118ZM138 221V220H137ZM144 221V220H143ZM146 221H148V220H146ZM150 221V220H149ZM185 221V220H184ZM108 222V221H107ZM141 222V221H140ZM170 222H172V221H170ZM182 222V220H180V223ZM12 223V224H11ZM113 223V222H112ZM144 223V222H143ZM151 223V222H150ZM162 223H164V222H162ZM161 223V224H162ZM174 223V222H173ZM175 223H178V221L177 222H175ZM5 224V225H4ZM90 224H91V226L92 227H90ZM115 224V223H114ZM135 224V223H134ZM139 224V223H138ZM137 224V225H138ZM4 225V226H3ZM12 225H13V227H12ZM107 225V224H106ZM143 225V224H142ZM145 225V224H144ZM147 225H148V222H147ZM158 224H156V226H157ZM168 225V224H167ZM101 226H104V225H101ZM115 226V225H114ZM135 226V225H134ZM149 226V225H148ZM163 226V225H162ZM86 227V228H85ZM139 227V226H138ZM164 227V226H163ZM176 227H177V225H176ZM176 227H175V229H176ZM2 228H0V232L2 233V231H4L5 233H7L6 231L7 230H9L8 228L6 229V231L4 230V228L2 229ZM85 228V229H84ZM102 228V227H101ZM108 228V227H107ZM114 228V227H113ZM134 228V227H133ZM140 228V227H139ZM138 228V229H139ZM144 228V227H143ZM146 228V227H145ZM172 228H174V227H172ZM112 229V228H111ZM115 229V228H114ZM178 229V228H177ZM2 230V231H1ZM11 230H9V231H11ZM95 230H96V232H95ZM102 230V229H101ZM101 230H99L98 229V231H101ZM104 230V229H103ZM107 230H109V229H107ZM146 230V229H145ZM95 233H94V232ZM105 231V230H104ZM104 231H102V232H104ZM112 231V230H111ZM173 231V230H172ZM3 232V233H4ZM13 232H15L14 234H13ZM144 232V229L142 230V232H141V230L139 231V233L140 234H142ZM175 232V231H174ZM182 232V231H181ZM43 233H49V234H43ZM94 233V234H93ZM99 233V232H98ZM145 233V232H144ZM176 233H177V231H176ZM100 234V233H99ZM104 234H106V233H104ZM110 234H112L111 232L109 233V235ZM172 235L174 234V233H171ZM3 235V234H2ZM1 235V236H2ZM102 235V234H101ZM138 235V234H137ZM175 235V234H174ZM4 236V235H3ZM107 236H108V233H107ZM140 236V235H139ZM102 237V236H101ZM106 237V236H105ZM105 237H104V239H105ZM110 237V236H109ZM180 237V236H179ZM92 238V239H93ZM175 238V237H174ZM173 238V239H174ZM1 239V238H0ZM9 239V238H8ZM103 239V238H102ZM103 239V240H104ZM107 239H108V237H107ZM177 239V238H176ZM4 240V239H3ZM13 240V239H12ZM88 240V241H87ZM90 240V241H89ZM127 240H129V239H127ZM6 241V240H5ZM15 241V242H16ZM88 243H87V242ZM105 241V240H104ZM264 241V240H263ZM14 242V241H13ZM94 242V241H93ZM96 242V241H95ZM127 242V241H126ZM129 242H131V239L129 240ZM138 242V241H137ZM179 242H181V241H179ZM226 242V241H225ZM225 242L223 243L224 245H225ZM251 242V241H250ZM1 243H3V242H1ZM6 243V242H5ZM85 243H86V245H85ZM140 243V242H139ZM217 243H219V242H217ZM229 243V242H228ZM262 242H260L259 243V245L257 244V245H254L253 243V245H252V247H253V249L255 250H252L253 251V253H252V255H251V253H249V257H241V258H239V260H238V258L236 259L235 257H233V260L234 259H236V260H238L239 261V264H253V263H255L254 262V260H257L256 262H258V261H260V260H262L263 258H264V242L261 244ZM9 244V243H8ZM2 245V244H1ZM15 245V244H14ZM133 245H135V243L133 244ZM132 245V246H133ZM175 245V244H174ZM176 245H177V243H176ZM182 245V244H181ZM222 245V244H221ZM224 245H222V246H224ZM228 245V244H227ZM232 245V244H231ZM230 245V243H229V246H231ZM251 245V244H250ZM84 246H85V249H84ZM131 246V247H132ZM136 246V245H135ZM138 246V245H137ZM179 246V245H178ZM254 246H255V248H254ZM256 246H259V247H256ZM2 247V246H1ZM5 247V246H4ZM17 247V248H18ZM87 247V248H86ZM124 247V246H123ZM127 247V246H126ZM125 247V248H126ZM141 247V246H140ZM150 247V246H149ZM174 247V246H173ZM227 247V246H226ZM225 247V248H226ZM245 247V246H244ZM130 248V247H129ZM153 248V247H152ZM171 248V247H170ZM217 248V246H215V249ZM224 248V247H223ZM224 248V249H225ZM239 248H242V247H239ZM247 248H249V246L247 247ZM247 248H245V250L247 249ZM250 248H251V246H250ZM5 249V248H4ZM3 249V250H4ZM14 249H16V248H14ZM83 249V250H82ZM141 249V248H140ZM145 249V248H144ZM164 249H167V248H164ZM174 249H176V248H174ZM181 249V248H180ZM219 249V248H218ZM223 249V250H224ZM227 249V248H226ZM225 249V250H226ZM237 248H235V250H236ZM1 250V249H0ZM10 250V249H9ZM56 250V249H55ZM124 249H122V252H124L123 251ZM130 250V249H129ZM177 250H179V249H177ZM182 250V249H181ZM224 250V251H225ZM239 250V249H238ZM242 250V249H241ZM241 250H239V251H241ZM247 250H249V249H247ZM6 251V250H5ZM19 251V250H18ZM62 251V250H61ZM69 251V250H68ZM165 251V250H164ZM168 251H170V250H168ZM167 251V252H168ZM176 251V250H175ZM174 251V252H175ZM251 250H249V252H250ZM1 252V251H0ZM8 252V251H7ZM10 252V251H9ZM8 252V253H9ZM59 252V251H58ZM73 252H72V254H73ZM132 252V251H131ZM131 252H130V254H131ZM152 252V251H151ZM154 252V251H153ZM178 252V251H177ZM221 252V251H220ZM226 252V251H225ZM231 252V251H230ZM229 252V253H230ZM248 252V251H247ZM11 253V252H10ZM61 253V252H60ZM65 253V252H64ZM71 253V252H70ZM126 253V252H125ZM134 253V252H133ZM235 253H237V252H235ZM242 253V252H241ZM0 254H2L3 255V253H0ZM17 254V253H16ZM19 254V253H18ZM52 254H55V253H52ZM62 254V253H61ZM69 254V253H68ZM71 254V255H72ZM85 254V253H84ZM140 254V253H139ZM157 254V253H156ZM165 254H166V252H165ZM168 254H169V252H168ZM186 254V253H185ZM222 254V253H221ZM234 254V253H233ZM240 254V253H239ZM239 254H237L238 256L237 257H239ZM254 254H256L257 255V257L258 258H256V256H255V259H253L252 260V257L251 256H253ZM263 254V255H262ZM47 255H50L51 257H49V256H47ZM58 255V254H57ZM60 255V254H59ZM64 255V254H63ZM129 255V254H128ZM136 255V254H135ZM134 255V256H135ZM138 255V254H137ZM167 255V254H166ZM170 255V254H169ZM169 255H167L168 256V258H169ZM175 255V254H174ZM174 255H172L170 258L172 259V258H174V257H176V255L174 256ZM181 255H183V253H181ZM228 256H232V254H227ZM242 256H243V254H241ZM244 255H246V252L244 253ZM251 255V256H250ZM4 256V255H3ZM5 256H6V254H5ZM13 256H15V255H13ZM75 256V255H74ZM85 256V255H84ZM89 256V255H88ZM133 256V255H132ZM140 256V255H139ZM150 256V255H149ZM174 256V257H173ZM184 256V255H183ZM225 256V255H224ZM227 256V257H228ZM263 256V257H262ZM12 257V256H11ZM129 257V256H128ZM137 256H135V258H136ZM141 257V256H140ZM179 257H180V255H179ZM179 257H177V258H179ZM182 257V256H181ZM180 257V258H181ZM226 257V256H225ZM8 259L10 258V256L8 255V257H7ZM13 258H15V257H13ZM17 258V257H16ZM64 258H66V257H64ZM130 258V257H129ZM134 258V257H133ZM134 258V259H135ZM139 258V257H138ZM142 258V257H141ZM149 258V257H148ZM166 258V257H165ZM230 258V257H229ZM228 258V259H229ZM259 258H262V259H259ZM1 259V258H0ZM20 259V258H19ZM62 259V258H61ZM61 259H59V258H54V260H53V258L49 261V262H51L50 264H68V262L67 261H64L65 259H63V260H61ZM143 259V258H142ZM176 259V258H175ZM231 259V258H230ZM18 260V259H17ZM164 260V259H163ZM235 260V261H236ZM16 261V260H15ZM23 261V262H24ZM48 261H47V263H48ZM71 261V260H70ZM83 261V260H82ZM152 261V260H151ZM154 261V260H153ZM169 261H171V262H173L172 260H169ZM228 261V260H227ZM263 261V264H264V260H262ZM261 261V262H262ZM3 262H6L5 260L3 261ZM133 262V261H132ZM135 262H136V260H135ZM146 262H148V261H146ZM179 262V261H178ZM184 262V261H183ZM229 262H230V260H229ZM228 262V263H229ZM261 262H259V263H261ZM17 263V262H16ZM15 263V264H16ZM28 263V264H29ZM71 263V262H70ZM76 263V262H75ZM182 263V262H181ZM180 263V264H181ZM235 263V262H234ZM234 263H230V264H234ZM238 262L236 261V264H237ZM258 263V264H259ZM72 264V263H71ZM147 264V263H146ZM183 264H185V263H183ZM217 264H218V262H217ZM220 264V263H219Z\"/></svg>", "mask_w": 264, "mask_h": 264}]
</instances>
